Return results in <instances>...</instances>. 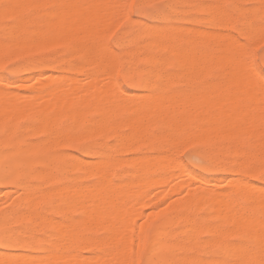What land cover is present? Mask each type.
Segmentation results:
<instances>
[{
  "label": "rangeland",
  "instance_id": "1",
  "mask_svg": "<svg viewBox=\"0 0 264 264\" xmlns=\"http://www.w3.org/2000/svg\"><path fill=\"white\" fill-rule=\"evenodd\" d=\"M1 1H0V5H1L0 8H2V9H0L1 10L0 11V62H1L0 63V81H2V82L4 81L3 82L4 84H5V81L9 82L10 84H11V82L15 81L14 82L15 84H13V85L11 84L12 86L10 85L11 87H9V85L5 87L6 90L8 89V94L11 95L10 97L14 96V97H12V98H15L14 100H16L18 102L23 101V99H25V98H22L24 93L25 94L27 93L28 95L30 94V96L32 98L30 100L31 102H29L30 103L29 107H26V110H24L25 113L22 112V114L23 113L26 114L25 116H24V114L23 115L17 114L16 113L17 110H15L14 108L12 110L11 118L15 115L14 116L15 119H13L14 117L11 119L9 116L11 113V110L8 111L10 113L8 114L9 118L7 119V113H4V112H7L6 111L7 108L5 110H3L5 107L2 108V110H3L2 114L0 112V115H1L0 116V118H1L0 119V139H2V140H0L1 141L0 146L4 145V144L7 145V147H6V145H5V147H2V146L0 147V157H1L0 158V168H1L0 180L3 179L0 182V253H1L2 259H4L3 256L7 257L6 260L4 259L6 262L2 261V262H0V264H22V263L25 264L24 262H21L22 259L24 258V256L28 255V256H33V257H40L43 254H46L47 252H48L47 254L50 253L53 255V253H51L52 252L51 250H53V249L55 250V251L53 250L55 252L54 255H56L57 253H58L57 255H60L58 259H57L58 256L57 257L54 256L53 258L51 257L50 259L42 260L41 262L35 261V262L29 263V264H60V262L63 259L64 260L62 261V264L63 263L64 264H73L72 262L75 261L74 263H76V261H78V259H80V261H81L80 264H82V263L92 264V262H94V264H98V263L104 264V262H105V264H106V262H107V264L108 263H110V264H112V263L113 264H128L130 262L126 261V259L124 257V256H126L124 254L127 251H125L124 254L119 255L116 253V252H118L116 250L117 247L116 248L113 247L112 244L107 245V243L105 242V241H107L108 243L111 242L114 244L112 239L116 240V237L119 236V233L116 234V232H118V229H116V231H115V229H112V228H115V226L114 225H112L114 227L110 226L112 224V221H113L112 218H111V220H112L111 224H109L110 223L109 217H111V216H109L107 218L108 215H110V214L113 215L112 212L116 213V211L114 209L115 207H116V210L119 209V213L117 211V213H116L117 215L112 216L114 218V220L119 219L120 216H121L120 220H122V221H123V219H125L126 221H127V219L129 220L128 223L130 224V226H129L130 228H128V230L126 232H124L125 228H123V226L125 227V225L128 223L124 224L125 222L123 223V222L119 221L121 223H118L119 225H117V228H120V230H122V231L124 230L123 231L124 233H122V231H121V233L124 234L122 237H124L125 240H128V242H131L132 245L134 243V247L132 245H130L132 248H134V249L131 248L133 251L132 255H134V256L129 255L131 253V252L129 253V251H128V253H129L128 255L131 259H129V257L127 255V258L130 261H133L132 262L133 264H154L152 261L154 260V262H155L156 259L151 260V258L149 257L151 255L149 253H150L151 249H154L155 247H156L155 249H157L161 244H164V243H169V244L172 243L171 244L172 246L174 243H176V244H174L175 247L176 246H177V248L182 247L181 251H176L177 249H175L174 253L168 254L166 256V258L168 260L167 264H187L185 257L191 251L193 252L192 256L203 254L202 255L203 258L205 260H207L208 262H211L212 258L215 259L216 257H218L219 251L217 248L213 247L211 249V251L207 254H204L202 251L203 250L202 247L204 245H206V244L210 245L211 244L210 241H208L209 242L208 243L207 240H211L210 238H212V235L211 234L209 235L210 232L208 231V227L210 225L209 224L210 221H209V219H207L208 208H206V207L198 208L197 207L198 209H196L197 205L192 204L191 206H189L190 208L188 207V205H185V201L187 200L188 195L190 193H193V192H200L201 189H204L206 187V184L204 182H199V183H196L195 185L194 184L188 185L187 183L191 179L192 174L200 175V176L205 177L208 180L213 181V180L223 178L226 175H228L229 173H235L236 171H238L240 169V166H241L240 161H242L241 156L239 154L236 155V153H232L231 151H229L228 148H229V145L231 144V142L230 141H223L220 138H218L219 137L218 135H220V132H218L219 130L217 128H214L216 130L215 131L212 130L213 132L210 133V135L211 134L217 135L216 139H210L209 138V140H208L207 138L210 136V135L208 136L209 133L207 135H206V133H204V135L207 136V138L205 137L207 140H205V138L203 137L204 135L202 133L201 134L202 137H200L202 140L200 141L198 139L199 135L197 133L200 134L199 131H201V129H202L201 132H204L207 130V129L205 130V128H200V126L202 127V124H200V126L197 125L199 127L196 126L197 127L196 128L192 123H190V120H189L190 118H188V116H187V119L189 120V122L187 123L188 126L184 125L186 123H183L181 127H179V125H176V120L175 119L172 120L173 117H169L171 112L174 110V108H171L170 107L171 105L169 106L170 103L167 104L166 101L170 102V99H171L172 100L171 103H173V99L175 97H177V95L179 97H180V95L182 97H184L185 95L187 96V94L192 93L193 96H192V94H191V97L188 95V97L192 98V100L189 99L187 101L186 97H184V99L186 100L187 103H189L191 105V113L193 115V113L196 112L194 110L195 108H193L195 105V104L193 105V103H196L195 101H201L200 98L199 99L196 98V100H193V99H195V98H193L194 95L197 97H201L202 99L204 97L207 98V97L211 96L210 98H212V99H209V101L211 100V101L215 102V104H218L217 102L219 101L220 98L224 99V97H221L224 94V92L221 91L220 87H218V86L220 85V83L221 84L222 83L224 84V82L227 83L226 81H228V80L225 81V79H230L229 78L230 76L227 78L228 75L226 74V76H225L226 78H224V80H220L221 77L223 79V74H225V73L221 72L219 69V68H221V66L218 65V63L221 64L220 60H218V59L215 60L218 52L215 53L216 54L215 55L216 57H215L212 55V52H213V51L211 52L212 49L209 48V47H211V45H214L215 43H218V44H216L217 46L219 44H220L219 46H221L219 48V53H220V49L222 48V46L223 47L225 46V48L228 50L229 49L232 50V52L235 51L236 54H237V52L241 53V54L244 53L243 55H245V52H246V51L245 52L243 51L244 49L247 51H248V49H250L249 52L251 54H249V52H247L248 54L245 55L246 57L243 58L241 56V59H243V61H245L244 59H246V61L248 63L247 62H245V63H247V65L249 64V61L250 62L252 61V64H249V66L252 65V67H254V69L251 67V69H253L254 73H255V74L252 73V75H251L252 78L253 77L257 78L259 76V74H260V76L258 77L259 80L261 79L260 78L261 76L264 78V34L261 33V29H263V28L261 26H257V25H260V19L262 20V18H264L261 16L262 15L261 12L264 13V6H263L264 1H262V4L260 6L259 3L261 0H246V1H244V0H217V1L216 0H174V1L173 0H145V1L144 0H136L137 3H140V4L142 3L143 5L145 4L146 12H147L146 15L136 17L135 14L133 12H131V10L126 12L124 8H121V10H120V7L117 8L118 4L116 5V3H117L116 1H114L115 5H112L113 2L111 4L113 6L112 8H114V6H116V8H114V9H116V12H115L111 9V7L109 6L110 4H108L109 1H107V0H106V4H108V5H106V4L101 5L100 4L101 2H104L105 0H102V1L101 0H47L46 2L43 0L44 3L40 2L42 5H40V3L37 2L39 0H36L35 3L31 1L32 2L31 4H28V3L24 4L25 3L24 1L30 2V0H23L22 6L25 7L24 18L29 23H31V24L33 22L34 23H33V25L27 26L23 30H19V31L12 29L13 28L12 25H14V24L16 25V23H17L16 14L11 12V9L13 6L11 4H9L10 3L9 0H8L9 2H6L7 1L6 0L5 1L6 3L5 2L2 3ZM110 1H112V0H110ZM119 2L121 3V4L119 3L120 6H122L124 4H131V0H121ZM50 3H53V5ZM45 4L47 5V7ZM201 4L203 7L205 6L203 9H201L202 8L201 6H200L201 8L199 7V5H201ZM211 4L213 5V7ZM7 5H9L11 9H8L9 7L7 8ZM38 5H40V6H38ZM43 5H45V7ZM210 5H211V8L208 9V7H210ZM217 5L220 8L222 7L221 9L223 10V12L225 11L224 16H223V14H221L222 10H220V9H219L220 12L217 11L218 12L217 14H220L221 17H225L227 14L228 18H230V17L232 18L231 19L232 25L227 30H224L223 28H219L216 23L213 26L214 20L213 21L210 20L211 19L210 16L214 12H216L215 7ZM4 6H5V9H8V11L10 10L9 11V13H11L10 15H8L7 10L5 11V9H3ZM169 9H171V10H169ZM204 9H207V11ZM211 9L213 10L212 14L210 13ZM262 9H263V11H262ZM118 10H120V11L118 12ZM209 10H210V12H209ZM239 10H241V11H239ZM257 10L260 12L258 13ZM4 11H5V14H2V13H4ZM42 12L43 13L46 12V13H44L45 15H43V14L40 15V13H42ZM207 12H208V14L210 13V15H208ZM238 13H240V14L238 15ZM100 15H102L103 17L105 16L106 21L104 20L105 21L104 28H107V31L109 30L110 32H107L108 33L107 34L105 32L106 30L103 29V27L100 28V29H103V31L105 30L104 31L105 34H103L102 31H100V32L103 35L107 34L108 38L106 36H103V35L98 33V35L100 36V37L98 36V38H101V41L99 39H98L99 41H97L98 46H99L98 52H100V54H102V53L106 54L109 51L113 50L114 54L116 56H118V58H119L118 60H116L114 62L116 65L113 64V66H112L113 68L109 67L111 69V71L108 70V72H107V68L105 70L99 69V71H98L100 73L106 71L107 74L109 73L108 75H110L111 74L110 72H112V74L110 75L111 77H109V78L111 79L110 82L111 81H112V83L114 82L113 83L114 85L111 84L110 86H108V85L106 86V84L110 83V82L106 81L108 78V77H105V75H107V74H105L106 72L103 73L102 76H101V74H102L101 73L100 77H97L96 74L99 76V73L96 71L97 69H95V68L93 69L94 66H92L90 63H88L89 65L87 63H86L87 65L84 63H81L82 53L79 52L80 50H77L78 48L76 49L75 41L70 40L72 35H74L73 33L75 32V31L73 32L72 29H77V31L79 30L81 32H84V31L88 30V28L91 27L92 23L94 22V25L96 23L95 26L99 30V28H98L99 26H97L98 22H95V21H96V19L98 21H101V22L103 21V19H102L103 17L99 18ZM8 16H10V17H8ZM203 16L205 18H203ZM212 16H215V13ZM263 16H264V14H263ZM206 17H209L210 19L208 18V20H206L207 19ZM227 17H225V18H227ZM245 17H246V19H245ZM163 18L169 19V23L165 24L164 22H162ZM199 18H200V20H199ZM171 19H172V21H171ZM232 20H234V21H232ZM245 20L248 22L247 24H246V22L244 23ZM44 21L47 24H45ZM238 22H240V23H238ZM131 23H132V25H131ZM100 24H98V25H100ZM15 25H14V28H15ZM41 25H43V26H41ZM60 26L61 27L66 26V27L63 29V27L60 28ZM67 26H68V28H67ZM181 26H183L182 27L183 29L185 28L184 29L185 31L183 29H181ZM243 26L244 27L246 26V28L244 29ZM249 26H251V28ZM252 27H259L260 32L258 31L257 28H256L257 30L255 28H253L254 30H252ZM173 28L179 29V30L178 29L175 30L176 34L173 32V30H174ZM186 28H187V31H186ZM195 28H198V29H195ZM65 29H66V32H67V30H70L71 32H73L71 34H69L70 32H68V35H70V38L67 36V34H64V37L67 36L70 42L69 41H62L64 39L63 37H62L63 39L61 38L62 40L60 41V37L65 32ZM191 29L196 31L195 34H197V32H199L197 35L194 36V38H195L194 41L196 43V44L194 43V49L193 50L196 49V51H194V52L200 54L198 51H201V54H202V52L204 50L207 51L209 49L207 52H209V53L211 52V55L213 56V59H212V57H209L210 54L208 53V56L203 57L204 56V53H203V55H201V58H199V60L197 59L198 61L196 60L197 62L194 60L195 64L193 65V68L198 67V69H200L201 67H199L197 65L198 64L200 66L204 65V67L201 69V71H202V72H200L201 74H199V71H197V72L195 71L196 72L195 73L194 72L195 68L193 69L190 67V65L193 63V60H190L191 62L188 61L189 63L185 64V65L189 66L191 69H193L192 70L194 72L193 74H191L192 73L191 70H189L190 72H185L186 70L188 71V69L185 70V68L187 66H184V63H185L184 61L186 59H184V61H183V59L180 61V62H182V61L184 62V63L182 62L181 64H183L182 66L185 68H180V70H179L178 66H180L181 64L179 63L180 65H178V63L176 62L173 65V62L175 60L173 61L174 58L172 57V54L169 53L171 51V49L174 48V46L171 44H174V45L177 44L175 47H177L178 44H180L181 47L185 46V41L188 37L187 32H188V30H191ZM246 29H248V30L246 31ZM98 30H96V33ZM146 30L147 31L149 30V31L146 32ZM154 30L159 31V34L161 33L159 36H160V41L162 43H169V42L170 43L166 47L167 48L166 52L164 51L162 53L164 55V57L162 56L163 57L162 63H164L166 65V67L164 64H162L163 66H161V67L163 69L160 68L158 70H155L153 73L155 75L152 74L153 76L151 75L149 77L148 75L146 76V73L148 71V64L146 65L147 62L144 59V56H146L147 54H157L159 52V51H157L158 47L154 48L152 45L150 47L148 46L149 44H151V37H149V33L153 32ZM200 31L202 34L200 33ZM251 31H253V32L251 33ZM255 31L256 32L258 31L257 36H256V34L254 35ZM182 32H183V34H182ZM262 32H263V30H262ZM203 33H204V36H203ZM212 33H214L215 35H212V36L209 35ZM244 33L246 36L244 35ZM258 33H260L261 35H259ZM9 34L11 35L10 37H8ZM144 34H146V36H144ZM177 34H179L178 37H177ZM199 34H200V37H198ZM206 34L208 36H211L210 38H212L213 36L214 37L217 36V34L221 35V36H224V35L229 36L231 39L229 47L227 46L229 42L227 41L226 37L220 38V39H218V42H216L215 41L216 37L214 39L212 38L214 41H212L211 39H205V37H208V36H206ZM142 35L144 37H142ZM168 35H170V36H168ZM181 35H182V37H181ZM201 35L203 37H201ZM172 36L174 37L173 38L174 41L172 40ZM170 37H171V40L169 39ZM183 37L185 40H181V39H183ZM176 38H178V40L180 38V41H178ZM65 39H66V37H65ZM71 39H73V37ZM127 40L129 42H127ZM216 40H217V38H216ZM148 42H149V44L147 45ZM175 42H176V44H175ZM124 43H126V44H124ZM138 43H140L142 45V47ZM240 43H242L245 47V48L241 47V48H243L241 52H240V50H241L240 46L242 44L240 45ZM216 45H214V46L217 47ZM238 45H240L239 48H238ZM214 46L212 48H214L213 50L216 51ZM73 47H75V49ZM99 48L101 49L100 51H99ZM107 48H108V50H107ZM109 48H110V50H109ZM151 48H153V49H151ZM216 49L218 50V47ZM226 49H225V51H226ZM236 49L239 51H237ZM173 50H172V52H173ZM127 52L130 54H128ZM144 52H145V54H144ZM221 53H224V51H222ZM141 55L142 56L144 55V56L142 57ZM129 56H134V58L133 59L129 58ZM219 56H221V55H219ZM247 57L250 59H248ZM164 59L166 60V62ZM170 59H172V60H170ZM243 61H241V62L243 63ZM49 62H50V64H49ZM43 63H44V65H43ZM79 63L83 64V67H82L83 69L80 72L76 73L77 72V70H76L77 64L79 65ZM209 63H210V66L207 65V67L209 69L208 68L205 69L206 64H209ZM41 65L45 66L47 68L43 73H41V74L30 73L28 76L29 78H27L28 79L27 81L22 80L21 73L29 72L32 69H34L35 67H42ZM114 66H115V68H114ZM127 66H129V67H127ZM182 66H180V67H182ZM245 66H246V64H245ZM217 67H219V68H217ZM54 69H56V70H54ZM251 69L249 68V70H251ZM75 70H76V72H75ZM181 70L182 71L185 70V71L182 72ZM224 70L229 71V69H226V68H224ZM128 71H129V73H128ZM134 71H135V73H134ZM203 71H205V72H203ZM206 71L207 72L209 71V72L206 73ZM173 72L175 74L176 73L177 74L182 73L183 75L178 74V75H176L178 77H176L172 74ZM203 73H206L205 77H202ZM168 74H171V76ZM187 75H189V76H187ZM193 75L194 76L197 75V76L192 77ZM200 75L202 77L201 79L198 78V77H200ZM181 76L184 77V79ZM75 77L79 78L80 83L74 87V94H70V95L65 96V94L63 95L61 93L55 92V88L57 86V83L60 82L59 81L60 79H62V80L64 79L63 81L65 83H67L68 86H70L71 81ZM186 77H188V78L191 77V78L188 80V78H186ZM19 78H21L20 79L21 82L19 81ZM162 78H163V80H162ZM132 79H134V80H132ZM164 79H165V81H164ZM179 79H181V80L179 81ZM160 80H161L162 85H163L160 88L161 92H159L160 91L159 88L158 89L148 88L149 90H146L147 88L145 89V83L146 82L153 81V82H156L157 84L160 85V83H159ZM204 80H206L205 81L206 86L202 87ZM210 80H212L215 83L216 82L219 83L218 81H220V83L219 84L216 83V85H215V83H212V81H210ZM256 80H258V79H256ZM115 81H116V84H115ZM121 81L123 83H119ZM177 81H179V82H177ZM208 81L211 82V84H214L219 89L216 91L215 90L216 87L213 88L212 86H210L211 84H209ZM43 82L48 83V85H50L49 91L47 92V94L40 87V84ZM164 82H165V84H164ZM207 82H208V85H207ZM103 84L106 86V87L104 86L106 89L102 88ZM142 84H144V85H142ZM193 84H195V85H193ZM259 84L261 86H263V88H264V79L260 80ZM222 85H221V89L226 87L225 84L223 85L224 87ZM165 86L167 88H165ZM184 86H186V87H184ZM0 87H4V86L1 85ZM32 87H35V88H33L32 91H31V89L28 90V88H32ZM110 87L111 88L115 87L116 90L120 89L119 91H114V92L112 89H110V90H112V92L115 96H117L116 94L120 95V96H118V99H119V97L123 99L125 96H126V99L129 97V99L132 101H133V99H136V100L138 99L137 101H139V102L136 101L135 103H139V104L143 105L142 106L143 108L139 104L138 105L136 104V107H135L134 102H133L134 104L132 103L133 105H131V107H132V109L135 107L137 111H139V109H140V108L139 109H137V108L141 107V109H143L141 111L145 112V113H143V115L145 114L144 115L145 117H143V115L142 116L139 115L140 113L142 114L141 111H140V113H137L138 115L136 114V116H137L136 117L135 112H133L135 110V108L133 109V111H130V106H129L130 104L127 105V103H126L129 99H127V101L124 100L126 103L125 105L124 104L121 105L123 100H122V102H120L116 97H114L115 100L120 102V105L123 108L125 106V109H122L121 106L119 107V105H118L119 102L116 104L115 100L109 101V103L111 104V102H114L116 105H118V107H116L115 104L113 103L114 105L113 104L110 105V108L108 107L109 106V104H107L108 102L105 103L103 101V99H102V101L98 100L99 102L98 101L97 102H98V104L100 103L99 106L101 109H102L103 105L106 104L103 107L104 109H102L103 117L105 116L104 117L105 119L103 117H101V118H102V120L104 119V120L108 121V122H106L103 120L104 122L107 123L109 128H107L108 126H106V125L103 127V124H106V123H103V121H102L103 124L102 125L100 124L101 125L100 128L102 130H96L94 128L95 127L94 123L97 121L96 120L97 117L93 115L94 114L93 112L91 113V111H93L91 109H94V107H95L94 102L97 99L101 100V97L103 98L102 95L106 94V96H104V100H106L105 97L109 96V94L107 93L108 92L107 89ZM163 87H164V89H163ZM193 87H195L196 89ZM207 87H208V89L210 87H212V89L208 90ZM174 88L178 92H180V91L181 92L177 93L176 90L174 91ZM177 88L180 90H178ZM87 89H93L92 90L93 92L91 93L92 94L91 96H93V97L89 98V100H91L90 103L91 104L93 103L92 104L93 107L91 106V108H89V111L91 110L90 113L87 110L86 114L91 117V119L89 121L90 123L92 121H95L94 123L93 122L91 123V124H94L93 128L95 129V131L92 129V127L87 126V124L89 125L90 123H87V124L85 123V125L83 124L81 126L78 135L73 134L74 137L72 136V138H71L72 141L70 139L69 140L65 139L64 137H59L60 139L58 138L57 143L51 149H49V147L46 146L47 145L46 143H45V145H42L41 143L44 142L47 138V135L49 133L48 130L49 131L52 130L53 127L56 128L58 126L57 132H59L61 134L70 133L72 130V128H71L72 120L69 118H66L67 115L64 116L65 113H63V110L62 111L59 110L60 109L59 108V109H56L57 112L60 111L59 112L60 114L59 113L56 114V116H58V118H56L57 120H55L56 126L55 125L52 127L48 126V125H45L46 127H44V125L39 126L43 122L42 118L44 117L43 116L44 114L38 113L39 110L37 108H39V109L43 108L46 105V102L50 98V96L54 97L56 99H59L61 101L63 100V101L68 102V103H75V102L80 101V100L85 98V96H86L85 91ZM165 89H166V91H164ZM181 89L183 90V92ZM186 89H188L190 93L187 92L188 90L186 91ZM203 89H205V90H203ZM226 89H228V88H226ZM226 89H225V94H226V91L229 90V89L228 90H226ZM99 90H101L103 92H104V90L105 91L107 90V92H105V93L102 92V95H100L101 91H99ZM155 91L158 92V93H156L158 95L160 93L162 95V97L164 95L166 96L167 93L168 94L170 93L171 95L174 93H177V94H175L176 96L173 95L174 96L173 99H172V97H170L171 95L169 94L170 99H168V100H166L167 98L164 96L166 101L161 102L160 100L162 98L160 96H159L160 97L159 99H155L156 96L158 97V95L153 94V93H155ZM170 91H172V92H170ZM165 92H167V93H165ZM186 92H187V94H185ZM218 92H221V93H218ZM222 92H223V94H222ZM228 92H231V91L229 90ZM237 92H233L234 93L233 98L236 96ZM125 93H126V95H125ZM139 93H140V96H142V97H139ZM148 93L149 94L151 93V95H147ZM135 94H137V95H135ZM238 94H239L238 96H240L239 92H238ZM227 95L228 94H226V96ZM256 95L258 96V98L264 99V93L263 92H258ZM131 96H132V99H131ZM144 96H147V97L151 96L152 97L151 99L155 100V101L152 100L155 103V104L154 103H152V104H154L155 106L157 105L156 107L160 108V109L155 108L154 105H153L154 108L151 105H148V107L145 108L147 105L146 102L149 103L151 101V99L146 98ZM153 96H155V97H153ZM238 96H236V97H238ZM138 97L142 98V99H139ZM182 97H180V98H182ZM239 98L235 99V102L233 101V104L241 105L239 103V101H240ZM28 99H30V98H27V100ZM109 99H111V98H109ZM146 99H148V101H146ZM149 99H150V101H149ZM157 100L160 101L159 104H158ZM162 100H164V99H162ZM182 100H183V98H182ZM203 100H202V102H203ZM205 100H208V99H205ZM224 100H226V99H224ZM16 101H15V103H17V105L20 104ZM220 101H221V99H220ZM97 102H95V103H97ZM151 102L149 104H151ZM164 102H165V105H164ZM222 102H224V101H222ZM231 102H232V100H231ZM236 102H238V103H236ZM129 103H131V101ZM162 103H163V105H162ZM201 103L198 102L197 106ZM206 103H208V102H206ZM203 104H201V105H203V107L199 106V108H197V110L201 109L204 111L203 108H204V106L206 107L207 104L205 105V102H203ZM0 105H1L0 106V109H1L2 104H0ZM126 105L129 107H126ZM158 105H159V107H158ZM253 105H256V104L255 103L252 104V108H250L252 110H253ZM238 106H235V107H238ZM113 107H114V109H113ZM256 107H258V106H256ZM118 108H119V110H118ZM120 108L123 110V112L120 111ZM127 108H129V109H127ZM152 108H153V111L155 110L156 112H157V110L160 111L162 108H163L162 109L163 113H164V110L167 111L168 112L167 116H166L167 121L162 123L161 121L166 120L165 118L163 119V117H161L164 115H162V114L159 116L157 115V113L160 114V112L162 110L160 112H157V113L155 111L150 112L149 109L152 110ZM29 109H32V110H29ZM107 109L110 111H108ZM254 109L257 110L258 108H255V106H254ZM14 110H15V112H14ZM34 110L37 112H35ZM104 110L107 111V112H105L106 114L104 113ZM182 110H180L181 113L183 112ZM192 110H194V112H192ZM111 111L112 112L115 111V113L120 111V112H122V114L117 115V113H116V117H114L115 115L113 116ZM124 111H125V113H124ZM126 111H127V113H126ZM200 111H197V112L199 113ZM253 111H255V110H253ZM108 112H110V113H108ZM148 112H150V114L154 113L152 115V117H149L150 114ZM18 113H21V112H18ZM62 113L64 114L63 116H62ZM173 113L179 114L175 110ZM198 113H197V115H199V114L200 115L198 117H194L195 119L196 118L199 119L202 114L204 115L203 112L199 113V114ZM109 114L111 115L110 116L111 120L109 117H106V116H109ZM4 115H6V117H2ZM16 115H18L17 116L18 119H17ZM59 115L62 116V117L60 116L62 119H59ZM154 115L156 118L154 117ZM176 115L174 118H176ZM19 116H21V118H19ZM129 116L132 119L136 117L135 121L132 119L128 120ZM171 116H172V114H171ZM194 116H196V115H194ZM125 117H126V119H125ZM191 117L193 119V116H191ZM2 118H4V119H2ZM65 118L67 119V121ZM140 118H142V119H140ZM157 118H160L161 121H159ZM114 119L116 122L114 121ZM155 119H156V121H155ZM126 120H128V122L132 121L133 124L132 123L128 124V122ZM149 120H152V123ZM170 120L173 121L175 123V125L173 124V122H170ZM64 121H66V122H64ZM199 121H200V119H199ZM201 121L199 123H202ZM112 122H113V125H111ZM149 122L151 123L150 126H149ZM117 124H119V126ZM131 124L134 126L135 129L137 128L136 131H133V132H135V135L141 134V136L143 135V138L145 137V139H143L142 137H139L140 136L139 135V136H135V138L136 137L142 138L141 141L144 140L143 141L144 143H141V141L138 142L137 139H139V138L135 139V138L131 137V136H134L133 132H131V131L135 130V129H131L133 127ZM145 124H146L147 128H145L143 131L142 129H140V127L142 126V128H144ZM160 124H162V125H160ZM196 124H198V123L196 122L195 125ZM110 125L113 126L114 128H112ZM139 125H140V127H139ZM116 126H118V129ZM192 126L195 127V130H193ZM214 126L220 127L219 124H216ZM36 128H37V130H36ZM85 129H86V131H84ZM103 129H106L107 131L106 130L104 131ZM138 129L140 132L138 131ZM28 130H29V132H28ZM35 131H37V132H35ZM96 131H98V132H97V134L94 135L93 132L96 133ZM148 132H149V134H148ZM84 133H86L87 136L81 137V135H83ZM143 133L144 134L146 133V134L144 135ZM196 134L198 137L196 136ZM75 135H77L78 137H81V139L78 137L75 138L76 137ZM194 136H195V138H193ZM212 137H215V136H212ZM19 139H21V140H19ZM9 141L16 143L19 150L22 149V151H23V149H27L26 150L27 153L25 152V150H24L25 153L21 152V150H20L19 151L20 154H18L19 152L16 154L15 157L17 159V164L13 169H8V167L6 168L7 164L10 161L9 157H11V152H12V150L10 149V146L8 145ZM255 142L256 141H254L253 139H249V138H247V136L244 135V137L242 136V138L239 140V142H237V145L238 146L240 145L239 148L241 147L240 149L242 151H244V150L248 151L249 153H251V155L253 157L255 156L254 158H257V157L260 158L261 155H259L258 152L256 150H254V148H253L254 146H258V143L256 142L257 143L256 144ZM22 143H24V144H22ZM61 143H63V145H61ZM138 143L141 145H139ZM190 143H191V145H190ZM249 143L251 145H249ZM252 143H253V145H252ZM34 145L38 147L37 152H35L36 150L34 151V149H33ZM137 145H138V147H136ZM140 146H141V148H140ZM216 146H218V147L216 148ZM251 146H252V148H251ZM26 147H28L29 149ZM41 147H42V149H41ZM88 148L95 149L96 151L99 152V155L92 156V157L85 156L83 151L85 149H88ZM181 149H183V150H181ZM49 150H52V152L55 155L66 156L67 161L62 163V164L58 163L57 161H54L53 165H51L49 170L45 171V170H42L40 165H38L36 163V160L38 158H41V159H44L46 161H49V159H48ZM8 151H9V153H7ZM212 151H213V153H211ZM100 152H101V155H100ZM227 152H229V153L231 152L230 153L231 155ZM21 153H23L24 155H22ZM176 153H177V155H176ZM1 154H3V157ZM196 154H198V155H196ZM219 154H221V155H219ZM209 155H212V156L214 155L215 157H218V158L220 157L221 161L224 162V164H225V166L223 167L222 170H221V168H219L217 171H215L214 174H210L209 171L204 169L203 166H205L207 163L205 158ZM73 157L74 158L77 157L78 159H82L83 161L85 160L87 162L90 161V163L88 162V164H90V165H92L94 163L97 164L100 162V160H101V162H104V161L108 162L106 160H110V164L112 166L109 165L108 164L109 162H108L107 163L108 164L107 165L108 166L107 171L109 172V176H110L109 178L113 184L112 190L116 192L115 196L116 195L118 196V194H117L118 192L120 193V195L118 197L122 198V196H123V199H124V197L128 196V199H125V200L120 199V201L116 200L117 202L115 201L116 203L114 202V205L112 203L111 208L109 209V213H107V216L101 215V214L98 215L97 218H98V220H100L99 222H101V220L105 217H106V219H108V221H106V219H105L106 226H105V223H102V222H104V220H102V222H101L104 226V229H101L102 228L101 223H99L101 225V228H97L98 226L100 227V225H98V222H96V220H95L96 219L95 217L97 215H94V216L92 215L93 217L92 216L90 217L91 219L93 218L92 220L90 218H88L89 222H91V221L93 222V223L91 222L89 224L92 225L96 222V224L93 225L94 227L92 226V228L90 227L91 225H88V222H85V223L81 222V221H86V220H82V219H84V218L87 219L84 215L85 213L88 214L90 211H95V209H96L95 205H92L88 201L87 202L85 201L82 203L78 202L79 205L76 202H74V203L72 202L73 205H71V203H70L71 200L68 197V195H71L70 190L68 192L70 194H68L66 197H65L66 193L64 195V193H62L63 191H61L63 189V186L65 189L66 187L69 188L70 185L74 186V184H81V185L83 184L82 186H84V187H88L90 185L89 187H91L96 183L97 176L101 175V173L98 170H95V171L92 170L93 172L92 171H91V173L87 172L84 175V173L77 168L72 169L73 167L72 168L70 166L66 167L65 163H67L70 159L72 161V159H74ZM167 157L168 158L170 157L169 162L171 160H173L172 158H174L175 160L178 158L176 160L177 162L176 161L173 162L174 160L171 161V162H173V164L170 162L172 164V166H175L176 164L181 162L182 166L187 167L190 170V174H188L186 176H179V177L174 175V177H173V175L171 173H169V174H171L170 175L171 177L163 178L162 183L160 185H157L154 187L151 186V177H152L151 174L161 171L162 166L164 168L167 167L166 166L167 161H165L166 165L163 163L164 160L167 159ZM113 158H115V159H113ZM6 159L8 160L7 161L8 163L6 162ZM111 159H113V160H111ZM202 159H204V160H202ZM111 161L113 163H115V165H113L111 163ZM227 161H228V163H227ZM2 162H4V163H2ZM18 162L19 163L22 162V163L18 164ZM169 162H167V163H169ZM256 162H257V164H256ZM24 163L25 164L27 163V164L25 166L21 167L20 165H22ZM258 163L260 164L259 159L258 160L255 159L253 162V165H255V164L259 165ZM181 164H179V165H181ZM134 165L135 166L137 165V166L134 167ZM2 166H4V167H2ZM172 166H170V167L172 168ZM110 167H112V168H110ZM133 167H134V169L132 170ZM5 169L6 170L8 169V171L6 172ZM39 169L42 171H39ZM110 169H111V171H109ZM219 170H221V171H219ZM11 171H13V173H11ZM15 171H16V173H15ZM38 171L40 173L43 172V174H41L42 177L37 176V175H39V174H37ZM131 171H133V172H131ZM10 173L12 174V176H9V178L7 179V177H8L7 174H10ZM49 173H51V175ZM22 175H24L26 177H24ZM82 175L84 177H82ZM142 175H145L146 177L144 179H142ZM35 176H37V178ZM48 176L49 177L52 176V178H53V179L51 178L52 181L50 180V178L47 179ZM2 177H5V178H2ZM54 177H55V180H54ZM43 178H45V179H43ZM46 180H49V181L46 182ZM125 180H126V182H125ZM41 181H43V182H41ZM120 182H121V184H120ZM122 183H124V184L127 183V184L122 185ZM21 185H22V187H21ZM119 185H120V187H119ZM236 185H240L243 188L245 187V188H247V191H249L250 186H260V187L264 188V180L260 179V177L255 175V174H248V175L245 174L240 179L238 177H234L233 180L227 184H219L218 187L214 188V191H216L219 194L228 193L231 190V188H233ZM116 186H118L119 189H117ZM57 187L58 188L60 187L61 189L60 188L58 189ZM49 190H50V192H53V193H55V192L60 193L61 192L60 193L61 196H58L57 194L53 195V193L51 195V193L48 192ZM22 192L24 193V195ZM32 193H34V194H32ZM45 193H47V195L50 193V196L46 197ZM128 193L130 196H132V199H129L131 197L129 195H126ZM130 193H133V194L131 195ZM28 194L31 196L34 195L35 197L33 196L32 197L33 199H32L31 196H29ZM35 194L38 197H40V195H41V197L44 198V201H43V198H41V197L38 198V197H36ZM62 194H63L64 198H62L63 197ZM56 195L58 198L56 197ZM133 195H135V197H137V196L140 197L141 202L138 203L137 200H135V198L133 197ZM51 196H54L53 197L54 199ZM28 197H29V199L27 202L25 200ZM23 198L24 199L26 198V199L23 200ZM36 198H38V199H36ZM61 198L64 200H62ZM65 198H66V200H65ZM156 198L158 200L155 201ZM57 199H59V200L61 199V200L59 201ZM68 199L70 201H68ZM30 201L33 204H31ZM48 201H49V203H48ZM61 201H62V203H64V201H66L67 204L69 203L70 205L68 204L69 205L68 206L67 204L66 205L64 204L66 207L64 205L62 206L61 205L62 203L60 204ZM154 201H155V203H153ZM119 202H120V204H119ZM165 202H167V203H165ZM27 203L28 204L30 203V204L28 205ZM32 205L34 208L32 207ZM52 206H54V207H52ZM67 206L73 207L74 211H72L73 210L72 208H68ZM81 207H82V211L80 210ZM178 207H180L181 209ZM185 207H188L189 209L186 208V210H185ZM55 208H56L57 212L56 211L54 212ZM205 208H206V210H205ZM195 209H196V212H194ZM84 210H86L85 213H83ZM1 211H2V214H1ZM6 215H8V216H6ZM28 215H30V216H28ZM118 215H120V216L118 218H116ZM171 215L172 216L174 215V216L172 217ZM9 216H12L13 218L9 217ZM33 216L35 217L36 221L34 219L31 220L33 218ZM38 216H40V218H38ZM42 216L43 217L46 216L47 218L46 217L45 218L48 219L47 221L54 219L55 223L50 221V223L48 224V225H50V224L54 223L53 226L52 225L46 226L44 224H42V226H41L42 222L43 223L46 222V220H44V218H42ZM100 216H101V218H100ZM7 217H9V218H7ZM18 217H20V218H18ZM25 217H26V219L24 220L23 218H25ZM29 217L31 218L30 222H29ZM87 217H89V215ZM122 217H123V219H122ZM179 217H180V219H179ZM204 217H206V218L204 219ZM49 218H50V220H49ZM185 218H186V220L189 221V222L187 221L189 223V225L186 222ZM17 220H19V221L17 222ZM94 220H95V222H94ZM62 221L65 224H63ZM79 221H80V224L83 223L84 225H87V227H84L85 229L83 228V230L80 227L81 228L80 229L79 228V225H80ZM31 222H32V224H31ZM115 222L116 221H113V224ZM198 222H201V223H199V225H200V227H198L199 229L196 226L198 224ZM36 223L40 226H38ZM116 223H115V225H116ZM55 224H56V226L54 227ZM57 224H58V226H57ZM77 224H79V225L76 226ZM63 225L65 226L64 230H66V231L63 230ZM84 225H82V226H84ZM203 225H205V226L208 225V227L206 228L207 231H206V229H205V231L202 229ZM66 226H68V227H66ZM73 226L74 227L76 226V227L74 229L70 230L71 227L73 228ZM88 226L90 227V229H88ZM95 226H96L97 230H95L96 229ZM30 227H31V229H30ZM52 227L56 228V230L59 228V232L55 231L54 228L52 229ZM188 227H190L191 230L196 228L194 230L195 231L197 230V232L193 233L192 231H194V230L189 231ZM93 228H95V229H93ZM109 229H110V231L113 230V232L112 231L110 232ZM141 229H143V230H141ZM60 230H61V232H66L70 235H73V237H75V235L78 233L77 230L81 231V235L79 232V234L76 236V238L78 237V239L73 238L74 241H72V242L69 241L71 243V245L74 244V247L72 246L73 249L75 248V245L77 247V244L80 243V245H78L80 247H77V248H79L78 250H77V248L72 250L71 245H69L70 243L66 242L65 238H62L60 234L57 237L58 239L55 238V236L58 235L57 232L60 233ZM68 230H69V232H67ZM74 230L76 231V233ZM91 230H93V231H91ZM15 231H16V233H14ZM29 231H31V232H29ZM97 231H99V232L97 233ZM180 231H181V234H180ZM199 231L201 232L200 234H199ZM189 232H190V234H189ZM207 232H208V234H206ZM52 233H53V235H52ZM107 233H108V235H106ZM54 234H55V236H54ZM84 234H86V236ZM113 234H115L114 235L115 237L111 239ZM110 235H111V237H108ZM53 236H54V239H56V241L53 240V238H52ZM97 236H98V238H97ZM125 236H127V237H125ZM60 237L63 239V241H61L62 239ZM94 237H95V240L98 241V244L94 240ZM107 237L109 239H111V241H108L109 239ZM139 237H141L140 238L141 240L139 239ZM192 237H193V239H191ZM106 238L108 240H105ZM201 239H203L204 241H202ZM16 240H17V242H16ZM52 240L54 241L53 244H52ZM57 240L62 242L61 245H59V241H57ZM64 240L66 243H69L68 245L71 247L70 249H69V247L64 249V247L68 246V245L67 246L64 245V243H65ZM200 240L202 241V243ZM232 240L235 242L238 241V239L236 237H233ZM93 241L96 243L93 244L94 243ZM2 242L5 245L4 247H1ZM75 242H76V244H75ZM116 242H117V240H116ZM153 242H155V243H153ZM24 243H26V244H24ZM81 243H83V244H81ZM19 244H21V248H20ZM158 244H160V245H158ZM200 244H201V246H200ZM62 245H63V247H62ZM83 245H84V247L82 248ZM52 246H53V248H52ZM102 246L107 247V249L106 248L105 249L108 251H105L103 249L104 247L102 248V251H101V249H99V248H101ZM108 246H111L113 249L111 247L108 248ZM61 247L64 249V251ZM57 248H59L61 251H59V249L56 250ZM114 248L116 251V252L115 251L114 252L116 253V256L117 255L118 256H117V259L116 260L114 259V261H111L112 262L111 263L110 260H112L113 255L115 254V253L112 254V252H113L112 250H114ZM31 249H34V250H31ZM35 249H37V250H35ZM66 249H68V250H66ZM110 249H112L111 253L109 252ZM44 250H46V251H44ZM49 250H50V252H49ZM66 251L69 252V254ZM70 251H74V252L70 253ZM214 251L217 253V256L214 255V254H216ZM3 254H5V255H3ZM78 255H79V257H78ZM77 257H78V259H77ZM101 257H103V258L105 257V259H102L104 261L103 263H102ZM183 257H184V259H183ZM133 258H134V260H132ZM149 259H150V261H149ZM183 260H185L186 263H183ZM115 261H116V263H114ZM78 263H79V261H78ZM78 263H76V264H78ZM155 264H157V262ZM189 264H192V263H189Z\"/></svg>",
  "mask_w": 264,
  "mask_h": 264
},
{
  "label": "bare ground",
  "instance_id": "2",
  "mask_svg": "<svg viewBox=\"0 0 264 264\" xmlns=\"http://www.w3.org/2000/svg\"><path fill=\"white\" fill-rule=\"evenodd\" d=\"M1 1V0H0ZM6 0H2L1 2L2 3H4ZM10 1V3L9 4H11L13 7H12V9L10 8V6L9 5H7V8L8 9H11V12L12 13H14V14H16V16H17V23H16V25H15V28H14V25H12L13 26V30H23L25 27H27V26H31V25H33V23L31 24V23H29L25 18H24V13H25V7L24 6H22L23 5V3H22V1L23 0H9ZM8 0L6 1V2H9ZM36 2V0H30V2L29 1H24L25 3L24 4H31L32 2ZM45 2L47 1V0H44ZM102 1V0H101ZM107 1H109V3L108 4H110L109 6L111 7V9L113 10V11H115L116 12V9H114V8H116V6H114V8H112L113 6L112 5H115L114 4V1H116L117 3H116V5H117V8L118 7H120V10H121V8H123L122 6H120L119 5V1H121V0H112V1H110V0H107ZM145 1V0H144ZM174 1V0H173ZM217 1V0H216ZM215 1V2H216ZM244 1H246V0H244ZM262 1H264V0H261L260 1V3H259V5L261 6V4H262ZM5 2V3H6ZM37 2H43V0L41 1V0H39V1H37ZM105 2V3H104ZM104 2H101L100 4L102 5H105L106 4V0L104 1ZM111 2V3H110ZM112 2H113V4H112ZM221 2V1H220ZM40 3V5H42ZM44 3V2H43ZM48 3V2H47ZM217 3V2H216ZM240 3V2H239ZM8 4V3H7ZM49 4V3H48ZM50 4H52L53 5V3H50ZM99 4V5H100ZM108 4H106V5H108ZM112 4V5H111ZM121 4V3H120ZM142 4V3H141ZM175 4V3H174ZM181 4V3H180ZM215 4V3H214ZM263 4H264V2H263ZM40 5H38V6H40ZM46 5V4H45ZM45 5H43L44 7H45ZM51 5V6H52ZM145 5V4H144ZM212 5V4H211ZM211 5H210V7H208V9H210L211 8ZM258 5V4H257ZM1 6V5H0ZM202 8H201V7ZM209 6V5H208ZM215 6V5H214ZM223 6V5H222ZM259 6V7H260ZM264 6V5H263ZM43 7V8H44ZM46 7H47V5H46ZM199 7L201 8V9H203L204 7L202 6V4L201 5H199ZM212 7H213V5H212ZM258 7V8H259ZM41 8V7H40ZM171 8V7H170ZM207 8V7H206ZM216 8V12H214L215 13V16H212L214 13L212 12L213 10L211 9V12H210V10H209V12L212 14L211 16H210V18L209 17H206L207 19L206 20H208V18L210 19V20H214V24H213V26L215 25V23L217 24V26L219 27V28H223L224 30H227L228 28H230L231 27V25H232V22H231V17L230 18H228L227 17V14H226V16L225 17H227V18H225V17H221V15L220 14H217L218 12L217 11H219V9L220 10H222L220 7H218V5L215 7ZM214 8V9H215ZM248 8V7H247ZM0 9H2V8H0ZM3 9H5V6H4V8ZM8 9H5V11L7 10V12H8V15H10L11 13H9V11H8ZM120 10H118V12L120 11ZM169 10H171V9H169ZM204 10H206L207 11V9H204ZM203 10V11H204ZM242 10V9H241ZM241 10H239V11H241ZM1 11V10H0ZM5 11H4V13H2V14H5ZM177 11V10H176ZM215 11V10H214ZM258 11V10H257ZM262 11H263V9H262ZM3 12V11H2ZM47 12V11H46ZM46 12H44V13H46ZM170 12V11H169ZM205 12V11H204ZM220 12V11H219ZM225 12V11H224ZM224 12H223V10H222V12H221V14H223V16H224ZM243 12V11H242ZM241 12V13H242ZM260 11H258V13H259ZM43 12L42 13H40V15H45ZM123 13V12H122ZM162 13V12H161ZM174 13V12H173ZM206 13V12H205ZM210 13L208 14V12H207V14L208 15H210ZM228 13V12H227ZM262 13V17H264L263 16V12H261ZM119 14V13H118ZM126 14V13H125ZM240 13H238V15H239ZM206 15V14H205ZM229 15V14H228ZM259 15V14H258ZM257 15V16H258ZM125 16V15H124ZM180 16V15H179ZM230 16V15H229ZM8 17H10V16H8ZM12 17V16H11ZM44 17V16H43ZM100 17H103L102 15H100L99 16V18ZM161 17V16H160ZM167 17V16H166ZM259 17V16H258ZM261 17V18H262ZM42 18V17H41ZM123 18V17H122ZM154 18V17H153ZM170 18V17H169ZM178 18V17H177ZM203 18H205L204 16H203ZM234 18V17H233ZM47 19V18H46ZM103 19V21L101 22V21H98L97 19H96V21L95 22H98L97 23V26H99L98 28H99V30L97 29V27L95 26L96 25V23H95V25H94V22L92 23V25H91V27H89L88 28V30H86V31H84V32H81V31H77V29H72V31L74 32H71L70 30H67V32H66V29H65V32L63 33V35L60 37V41L62 40V41H69V39H68V37L70 38V35H68V32H70L69 34H71V33H73L74 35H72V37H73V39H71L70 38V40L71 41H75V45H76V49L77 50H80L79 52H81L82 53V55H81V63H84V64H88V63H90L92 66H94L93 67V69L95 68V69H97L96 71L98 72L99 71V69H102V70H105L106 68H107V72H108V70L109 71H111V67L113 66V64L114 65H116L114 62L116 61V60H118L119 58H118V56H116L115 54H114V51L112 50V51H109L108 53H106V54H100V52H98V43H97V41H101V38H98V33L99 34H101V35H103V34H105V32L107 33V32H110L109 30L107 31V28H104V23H105V16L102 18ZM245 19H246V17H245ZM264 18H262V20L260 19V25H257V26H261L263 29H261V33L262 34H264L263 32H264V20H263ZM15 20V19H14ZM105 20V21H104ZM161 20V19H160ZM199 20H200V18H199ZM204 20V19H203ZM209 20V21H210ZM171 21H172V19H171ZM232 21H234V20H232ZM32 22V21H31ZM45 22V21H44ZM48 22V21H47ZM101 24H100V23ZM162 22H164L165 24H168L169 23V19H166V18H163V20H162ZM246 22V24L248 23L246 20L244 21V23ZM262 22V23H261ZM42 23V22H41ZM190 23V22H189ZM238 23H240V22H238ZM45 24H47L46 22H45ZM98 24H100V25H98ZM254 24V23H253ZM49 25V24H48ZM95 27H94V26ZM103 25V26H102ZM131 25H132V23H131ZM252 25V24H251ZM41 26H43V25H41ZM93 26V27H92ZM254 26V25H253ZM63 27V29L66 27V26H62ZM61 26H60V28H62ZM103 27V29H105L104 31H103V29H100V28H102ZM167 27V26H166ZM179 27V26H178ZM183 26H181V29H183L182 28ZM185 27V26H184ZM187 27V26H186ZM244 27V26H243ZM248 27V26H247ZM250 28H251V26H249ZM260 27V28H261ZM67 28H68V26H67ZM180 28V27H179ZM199 28V27H198ZM198 28H195V29H198ZM215 28V27H214ZM246 28V26L244 27V29ZM253 28H257L258 29V31H259V27H252V30H254ZM143 29V28H142ZM172 29V28H171ZM174 29V28H173ZM176 29H178V28H176ZM176 29H174L173 30V32L176 34V32H175V30ZM180 29V30H181ZM185 29V28H184ZM183 29V30H184ZM190 29V28H189ZM256 29V30H257ZM11 30V29H10ZM96 30H98L97 31V33H96ZM166 30V29H165ZM179 30V29H178ZM177 30V31H178ZM248 29H246V31H247ZM262 30H263V32H262ZM12 31V30H11ZM100 31H102V33L100 32ZM149 31V30H148ZM147 30H146V32H148ZM185 31V30H184ZM186 31H187V28H186ZM245 31V32H246ZM257 31V32H258ZM172 32V33H173ZM212 32V31H211ZM215 32V31H214ZM253 31H251V33H252ZM257 32L255 31L254 32V35L256 34V36H257ZM260 32V31H259ZM135 33V32H134ZM163 33V32H162ZM180 33V32H179ZM196 33V31L195 30H188V32H187V35H188V37H187V39H186V41H185V46H183V47H181V45L180 44H178V46L177 47H175L177 44H176V42H175V44L176 45H174V44H171V45H173L174 46V48H172L171 49V51L169 52V53H171L172 54V57L174 58L173 59V65L177 62L178 63V65H180L183 61H184V59H186L183 63H184V66H187V65H185L186 63L188 64L189 62L188 61H190V60H193V63L190 65V67L191 68H193V65L195 64L194 62L198 59L199 60V58H201V55H203V53H204V56L203 57H205V56H208V53L209 52H207L206 50H204L203 52H202V54H201V51H198L200 54H198V53H195L194 51H196V49L195 50H193L194 49V43H195V38H194V36L195 35H197L199 32H197V34H195ZM200 33H201V31H200ZM216 33V32H215ZM64 34H67V36H65L66 37V39H65V37H64ZM108 34V33H107ZM103 35V36H106L107 38H108V35ZM161 34V33H160ZM159 34V31H153V32H151V33H149V37H151V44H149V42L147 43V45L150 47L151 45L154 47V48H157L158 47V50L157 51H159L157 54H147L146 56H144V59L146 60V65L148 64V71H147V73H146V76L148 75L149 77L154 73V71L155 70H158V69H160V68H162L161 66H163L162 64H164V63H162L163 62V57H164V55L162 54L164 51L166 52V50H167V45L170 43H162L161 41H160V35ZM168 34V33H167ZM171 34V33H170ZM174 34V35H175ZM182 34H183V32H182ZM185 34V33H184ZM202 34V33H201ZM259 35H261L260 33H258ZM151 35V36H150ZM178 35L179 34H177V37H178ZM209 35H215L214 33H212V34H209ZM229 35V34H228ZM244 35H245V33H244ZM11 35L9 34V36L8 37H10ZM144 36H146V34H144ZM143 35H142V37H144ZM168 36H170V35H168ZM203 36H204V33H203ZM202 35H201V37H203ZM206 36H208L207 34H206ZM211 36H208V37H205V39H211L212 41H214L213 39L216 37L217 38V40H216V38H215V41L216 42H218V39H220V38H223V37H226L227 38V41L229 42L228 43V47H229V45H230V37L229 36H221V35H218L217 34V36H213L212 38H210ZM246 36V35H245ZM63 37V38H62ZM100 37V36H99ZM102 37V36H101ZM181 37H182V35H181ZM185 37V36H184ZM184 37H183V39H181V40H185L184 39ZM197 37V36H196ZM198 37H200V34L198 35ZM12 38V37H11ZM62 38V39H61ZM173 36H172V40H173ZM99 39V40H98ZM170 40H171V37L169 38ZM177 40H178V38H176ZM258 39V38H257ZM129 40V39H128ZM127 40V42H129ZM165 40V39H164ZM174 41V40H173ZM176 41V40H175ZM178 41H180V38H179V40ZM257 41V40H256ZM70 42V41H69ZM167 42V41H166ZM184 42V41H183ZM197 42V41H196ZM232 42V41H231ZM118 43V42H117ZM178 43V42H177ZM198 43V42H197ZM258 43V42H257ZM119 44V43H118ZM124 44H126V43H124ZM128 44V43H127ZM131 44V43H130ZM138 44H140V43H138ZM146 44V43H145ZM196 44V43H195ZM216 44H218V43H215L214 45H216ZM242 43H240V45H241ZM72 45V44H71ZM120 45V44H119ZM141 45V44H140ZM214 45H211V47H209V48H211L212 50H211V52H212V55L213 56H215L216 54V52H218L217 53V57H216V59L215 60H220V62H221V64L220 63H218V65H220L221 66V68H219V67H217V68H219L220 69V71L221 72H223V73H225V74H223V79H222V77L220 78V80H224V78H226L225 76H226V74L228 75L227 76V78L229 77L230 79H225V81L226 80H228V81H226L227 83H225L224 82V84L226 85V87H224L221 83H220V81H218L219 83H220V85L218 86V87H220V90L221 91H223L224 92V94H223V92H222V96L221 97H224V99H226V100H224L223 98H220L221 99V101H220V99H219V101L217 102L218 104H215V102H213V101H209V99H212V98H210L211 96H209V97H207V98H203L204 100L205 99H208V100H203L201 97H197V96H195L194 95V97L193 98H195V99H193V100H196V98L197 99H201V101H195L196 103H193V105H194V107L193 108H195L194 110L196 111L195 113H193V115H192V113H191V105L189 104V103H187L186 102V100L188 101L189 99L190 100H192V98H189L188 97V95L191 97V94L192 93H190L189 92V90L188 89H186V91L187 92H189L190 94H187V92L185 93V94H187V96L185 95L184 97H186L187 99L185 100L184 99V97H182L181 95H180V97H182L183 98V100H182V98H180L178 95H177V97H175L174 99H173V97L174 96H176L175 94H177V93H180V92H178L175 88H174V91L176 90V92L177 93H174V94H170L171 96L170 97H172V99H173V103H171V99L169 98V94L167 93V92H165V93H167L166 94V100H168V99H170V102H168V101H166L165 100V97L163 98L162 97V95L159 93V95L158 94H156V93H158V92H156L155 91V93H153L154 95L156 94V95H158V97L156 96H153V97H155V99H159L160 97L162 98V99H164V100H160L161 102H163V101H166L167 102V104L168 103H170L169 104V106L171 107V108H174V110L176 111V112H180V110H182L183 112L181 113H179V114H177V113H173L174 112V110L171 112V114H172V116H171V114H170V116L169 117H173V119L172 120H176V125H179V127H181L182 126V124L183 123H186V124H184V125H187V123L189 122V120H190V123H192L195 127L197 126V125H199L200 126V124H202V127L200 126V128H205V130L206 131H204V132H201L202 131V129H201V131H199L200 132V134L199 133H197L198 135H199V137L197 136V134H196V136L198 137V139L201 141L202 139L200 138V137H202L201 136V134L203 133V135H204V133H206V135L208 134V136L210 135V133L211 132H213V131H215L216 129H214V128H217L219 131L218 132H220V135H218L219 137L218 138H220L221 140H223V141H230L231 142V144L229 145V151H231L232 153H236V155H240L241 156V160L242 161H240L241 163H240V169L238 170V171H236L235 173H229L228 175H226L225 177H223V178H220V179H217V180H213V181H211V180H208V179H206L205 177H203V176H200V175H196V174H192V177H191V179L188 181V185H192V184H196V183H199V182H204L205 184H206V187L204 188V189H201V191L200 192H193V193H190L189 195H188V198H187V200L185 201V205H188V207L189 206H191L192 204L193 205H197L196 206V209H198V208H201V207H206V208H208V216H207V219H209V221H210V225H209V227H208V225L207 226H205V225H203V227H202V229L205 231V229L208 227V231L210 232L209 233V235L211 234L212 235V238H210L211 240H207V242L208 241H210V245L209 244H206V245H204L203 247H202V251H203V253L204 254H207V253H209L210 251H211V249L214 247V248H217L218 249V251H219V255H218V257H216L215 259H213L212 258V261L211 262H208L207 260H205L204 258H203V254L202 255H196V256H192L193 255V252L191 251V252H189L188 254H187V256L185 257V260L187 261V264H189V263H192V264H264V188H262V187H260V186H250V189H249V191H247V188H243L242 186H240V185H236V186H234L233 188H231V190L228 192V193H224V194H219V193H217L216 191H214V188L215 187H218V185L219 184H227V183H229V182H231L232 180H233V178L234 177H238L239 179L240 178H242L245 174H255V175H257V176H259L260 177V179H262V180H264V99L263 98H258V96L256 95L258 92H263L264 93V88H263V86H261L260 84H259V81L260 80H263L264 78L261 76L260 78V80H259V76H260V74H259V76L256 78H252L251 77V75H252V73L253 74H255L254 73V67H252V65H250L249 66V64H252V61L250 62L249 61V64L247 65V61H246V59H244L245 61H243V59H241V56L243 57V58H245L246 56V54H248L247 52H249L250 51V49H248V51L247 50H243L244 52H245V55H243V54H241V53H238L237 52V54H236V52L235 51H233L232 52V50H228V49H226L225 48V46L223 47L222 46V48L220 49V53L222 52V51H224V53H219V48L221 47V46H217L218 47V50L216 49L217 47H215ZM240 45H238V48H239V46ZM124 46V45H123ZM215 47V50L216 51H214L213 49L214 48H212V47ZM108 47V46H107ZM122 47V46H121ZM141 47H142V45H141ZM241 47H244V45L242 44L241 46H240V52L242 51V49L243 48H241ZM71 48V47H70ZM74 49H75V47H73ZM170 48V47H169ZM206 48V47H205ZM224 48V49H223ZM237 48V49H238ZM245 48V47H244ZM151 49H153V48H151ZM174 49V50H173ZM223 49V50H222ZM225 49H226V51H225ZM236 49V50H237ZM101 49L99 48V51H100ZM107 50H108V48H107ZM109 50H110V48H109ZM172 50H173V52H172ZM131 51V50H130ZM237 51H239V50H237ZM126 52V51H125ZM167 52V53H168ZM211 52L209 53L210 54V56L209 57H212V59H213V56L211 55ZM235 52V53H234ZM76 53V52H75ZM128 53V52H127ZM134 53V52H133ZM132 53V54H133ZM123 54V53H122ZM128 54H130V53H128ZM144 54H145V52H144ZM206 54V55H205ZM249 54H251L250 52H249ZM219 55H221V56H219ZM122 56V55H121ZM135 56V55H134ZM134 56H129V58H134ZM142 56V55H141ZM142 56V57H143ZM163 56V57H162ZM7 57V56H6ZM13 57V56H12ZM141 57V58H142ZM5 58V57H4ZM8 58V57H7ZM139 58V57H138ZM167 58V57H166ZM248 58V57H247ZM143 59V58H142ZM183 59V61L182 62H180L181 60ZM248 59H250V58H248ZM247 59V60H248ZM165 60V59H164ZM170 60H172V59H170ZM195 60V61H194ZM197 60V61H198ZM202 60V59H201ZM196 61V62H197ZM241 61H243V63L241 62ZM135 62V61H134ZM165 62H166V60H165ZM171 62V61H170ZM191 62V61H190ZM218 62V61H217ZM245 62H247V63H245ZM1 63V62H0ZM3 63V62H2ZM122 63V62H121ZM131 63V62H130ZM136 63V62H135ZM134 63V64H135ZM180 63V64H179ZM207 63V62H206ZM49 64H50V62H49ZM53 64V63H52ZM51 64V65H52ZM86 64V65H87ZM198 64V63H197ZM196 64V65H197ZM205 64V63H204ZM245 64H246V66H245ZM43 65H44V63H43ZM89 65V64H88ZM165 65V64H164ZM177 65V64H176ZM177 65V66H178ZM183 64H181L180 66H182ZM207 65H209L210 66V63L209 64H206V68L205 69H207L208 67H207ZM213 65V64H212ZM211 65V66H212ZM42 66V65H41ZM172 66V65H171ZM180 66H178V68H179V70H180V68H185V67H180ZM197 66H199V67H201L200 69H198V67H194L193 69H194V72L196 71H199V74H201L200 72H202L201 71V69L204 67V65H197ZM214 66V65H213ZM56 67V66H55ZM83 64H80L79 63V65L77 64V72H76V70H75V72L76 73H78V72H80L83 68ZM110 67V68H109ZM127 67H129V66H127ZM165 67H166V65H165ZM189 66H187L186 68H185V70L186 69H188V71L186 70H181L182 72H190L189 70H191V74H193L194 72L192 71L193 69H191ZM251 69V67L253 68V69H251V70H249V68ZM76 68V67H75ZM85 68V67H84ZM109 68V69H108ZM113 68V67H112ZM114 68H115V66H114ZM211 68V67H210ZM224 68H226V69H229V71H227V70H224ZM47 68L45 67V66H42V67H35L34 69H32L31 71H29V72H23V73H21V76H22V80H24V81H27L28 79L27 78H29L28 76H29V74L30 73H38V74H41V73H43L45 70H46ZM163 69V68H162ZM198 69V70H197ZM209 69V68H208ZM216 69V68H215ZM54 70H56V69H54ZM101 70V71H102ZM113 70V69H112ZM257 70V69H256ZM94 71V70H93ZM115 71V70H114ZM253 71V72H252ZM106 71H104V72H98L99 73V76L96 74V76L97 77H100V74H101V76L103 75V73H105ZM107 72L105 73V74H107ZM145 72V71H144ZM178 72V71H177ZM195 72V73H196ZM203 72H205V71H203ZM209 72V71H208ZM207 71H206V73H208ZM218 72V71H217ZM111 74H112V72H110ZM128 73H129V71H128ZM134 73H135V71H134ZM206 73H203L202 75V77H205V75H206ZM109 74V73H108ZM105 75V77H108L107 78V82H110V78L109 77H111L110 75ZM174 76H176V75H178L177 73L175 74L174 72L172 73ZM182 73H180L179 75H181ZM190 74V75H191ZM198 74V73H197ZM130 75V74H129ZM153 75H155V74H153ZM152 75V76H153ZM157 75V74H156ZM168 75H170L171 76V74H168ZM183 75V74H182ZM222 75V74H221ZM145 76V77H146ZM185 76V75H184ZM187 76H189V75H187ZM195 76H197V75H195ZM194 75L192 76V77H195ZM214 76V75H213ZM113 77V76H112ZM176 77H178V76H176ZM182 77V76H181ZM201 77V75H200V77H198V78H202ZM253 79H251V78ZM144 78V77H143ZM161 78V77H160ZM173 78V77H172ZM183 79H184V77H182ZM186 78H188V77H186ZM191 78V77H190ZM190 78H188V80L190 79ZM197 78V77H196ZM3 79V78H2ZM18 79V78H17ZM16 79V80H17ZM20 79L21 78H19V81H20ZM151 79V78H150ZM182 79V80H183ZM210 79V78H209ZM255 79V80H254ZM256 79H258V80H256ZM62 79H60L59 81L60 82H58L57 83V86H56V88H55V92L56 93H61V94H65V96H67V95H70V94H74V87L77 85V84H79L80 83V80H79V78H77V77H75V78H73V80L71 81V83H70V86H68L67 85V83H65L63 80L61 81ZM109 80V81H108ZM132 80H134V79H132ZM162 80H163V78H162ZM173 80V79H172ZM181 79H179V81H180ZM195 80V79H194ZM18 81V80H17ZM145 81V80H144ZM164 81H165V79H164ZM179 81H177V82H179ZM205 81L206 80H204V83H203V85H202V87H205L206 85H205ZM210 81H212V80H210ZM216 81V80H215ZM4 82V81H3ZM2 81H0V86L2 85V86H4V87H0V104H2V107H1V109H0V112H1V114H2V112H3V110H5L6 108L8 109H6V111L7 112H4V113H7V119L9 118L8 117V114L10 113V112H8L9 110H11V113H10V118H11V116H12V110H13V108L15 109V110H17V114H20V115H23L24 113H25V111L24 110H26V107H29V102H31L30 100H31V96H30V94L28 95L27 93L25 94H23V96H22V98H25V99H23V101H20V102H18V101H16V100H14L15 98H12V97H14V96H12V97H10L11 95H9L8 94V89L6 90V86H8L9 85V87H11L13 84H15L14 82L15 81H13V82H11V84L9 83V82H6L5 81V84L3 83ZM21 82V81H20ZM209 82V81H208ZM208 82H207V85H208ZM223 82V81H222ZM17 83V82H16ZM114 83V82H113ZM112 83V81L110 82V83H108V84H106V86L108 85V86H110L111 84H113ZM160 85L159 84H157L156 82H153V81H149V82H146L145 83V89L146 90H149L148 88H156V89H158L159 88V90H160V88H161V86H163L162 85V82H161V80H160ZM212 83H215V82H213L212 81ZM217 83V82H216ZM216 83H215V85H216ZM219 83H217V84H219ZM7 84V85H6ZM115 84H116V81H115ZM164 84H165V82H164ZM209 84H211V82H209ZM11 85V86H10ZM114 85V84H113ZM134 85V84H133ZM142 85H144V84H142ZM141 85V86H142ZM192 85V84H191ZM193 85H195V84H193ZM214 84H211L210 86H212L213 88H215L216 86L214 85ZM221 85L224 87V88H222L221 89ZM105 85L103 84V87L102 88H105L104 87ZM118 86V85H117ZM116 86V87H117ZM167 86V85H166ZM165 86V88H167ZM36 87V86H35ZM35 87H32V88H28V90L29 89H31V91L33 90V88H35ZM40 87L42 88V90L47 94V92L49 91V87H50V85H48V83H41L40 84ZM177 87V86H176ZM184 87H186V86H184ZM212 87H210L209 89H212ZM101 88V89H102ZM114 89H115V87H113ZM113 88H108L107 90H108V92H107V90L105 91L104 90V92L103 91H101V90H99V91H101V93H100V95H102V92L103 93H105V92H107L108 94H109V96L108 97H105V99L106 100H104V96H106V94L105 95H102L103 96V98L101 97V100L100 99H97L95 102H97L98 100L99 101H102V99H103V101L105 102V103H107V104H109V108H110V105H112L114 102H111V104L109 103V101H112V100H115V98L114 97H116L117 99H118V96H120V95H118V94H116L117 96H115L114 94H113V92L114 91H119L120 89H118V90H114ZM119 88V87H118ZM143 88V87H142ZM182 88V87H181ZM192 88V87H191ZM193 88H195V87H193ZM226 88H228L231 92H228L229 90L228 89H226ZM106 89V88H105ZM110 89H112L113 90V92H112V90H110ZM163 89H164V87H163ZM178 89V88H177ZM196 89V88H195ZM206 89V88H205ZM205 89H203V90H205ZM207 89H208V87H207ZM208 89V90H209ZM219 88H215V90L217 91ZM225 89L226 90H228V91H226V94H228L227 96H226V94H225ZM93 89H87L86 91H85V98L84 99H82V100H80V101H77V102H75V103H68V102H65V101H61V100H59V99H56V98H54V97H51L50 96V98L47 100V102H46V105L43 107V108H37L38 110H39V112L38 113H43L44 115V117L42 118V120H43V122L39 125V126H42V125H44V127H46L45 125H48V126H54L55 125V120H57L56 118H58V116H56V114H58L59 112H57L56 111V109H59V110H63V113H65V115L62 113V116L64 115V116H66V118H69V119H71L72 120V125H71V128H72V130H71V132L70 133H65V134H61V133H59V132H57V128H58V126L55 128V127H53L52 128V130H48V135H47V138H46V140L44 141V142H42L41 144L42 145H45V143L47 144L46 146H48L49 147V149H51V148H53L54 146H55V144L57 143V140H58V138L59 137H64L65 139H70L71 140V138H72V136H73V134H77L78 135V133H79V131H80V128H81V126L84 124L85 125V123L87 124V123H90L89 121H90V119H91V117L89 116V115H87L86 113V111L88 110V112L90 113V111L91 110H93V111H91V113L93 112L94 114V116H96L97 117V121L95 122V121H92L94 124H95V129L96 130H102L101 128H100V126L103 124V123H106V122H108V121H106V120H104L105 118V116L103 117V111H102V109H104L103 107L106 105H103V107H102V109L100 108V103L98 104V102L97 103H95L94 102V109H91L90 111H89V108H91V106H92V104L90 103V101L91 100H89V98H92L93 96H91L92 94V91ZM103 90V89H102ZM158 90V91H159ZM173 90V89H172ZM178 90H180V89H178ZM182 90V89H181ZM191 90V89H190ZM214 90V89H213ZM214 90V91H215ZM26 91V90H25ZM164 91H166V89L164 90ZM240 93V96H238L239 94H238V92ZM159 92H161V90L159 91ZM170 92H172V91H170ZM182 92H183V90H182ZM233 92H237V94H236V96H238V97H234L233 98V95H234V93ZM10 93V92H9ZM99 93V92H98ZM210 93V92H209ZM218 93H221V92H218ZM129 94V93H128ZM131 94V93H130ZM144 94V93H143ZM28 95V96H27ZM97 95V94H96ZM95 95V96H96ZM124 95V94H123ZM125 95H126V93H125ZM135 95H137V94H135ZM134 95V96H135ZM147 95H151V93L149 94H147ZM174 95V96H173ZM130 96V95H129ZM160 96V97H159ZM168 96V97H167ZM192 96H193V94H192ZM226 96V97H225ZM139 97H142V96H140V93H139ZM138 97V98H139ZM144 97H146V98H152L151 96L150 97H147V96H144ZM240 97V98H239ZM27 98H30V99H28L27 100ZM95 98V97H94ZM100 98V97H99ZM109 98H111V99H109ZM237 98H239L240 99V101H239V103L241 104V105H239V104H233V101L235 102V99H237ZM121 99V100H120ZM127 99H129V97L127 98ZM127 99H126V96L122 99V98H120L119 97V101L120 102H122V100H123V102L121 103V105L122 104H126L127 103V105L128 104H130L129 106H130V111H133V109L136 107V104L138 105L139 103H135L137 100L136 99H133V101L132 100H128L129 102L131 101V103H129L128 101H127ZM131 99H132V96H131ZM139 99H142V98H139ZM150 99H149V101H150ZM127 101L126 103H125V101ZM153 99H151V101H152ZM185 100V101H184ZM202 100H203V102H205V105L207 104V106L205 107L204 106V111L203 110H197V108H199V106H202L203 107V102H202ZM231 100H232V102H231ZM15 101L16 102H18V103H20V104H18L17 105V103H15ZM94 101V100H93ZM92 101V102H93ZM116 102V104L119 102V101H117V100H115ZM145 101V100H144ZM143 101V102H144ZM146 101H148V99H146ZM145 101V102H146ZM150 101V102H151ZM153 101H155V100H153ZM151 102V104H149L148 102H146L147 103V105H146V107L145 108H147L148 107V105H151L152 107H153V105L155 104L154 102ZM158 101V104H159V100H157ZM222 101H224V102H222ZM242 101V102H241ZM120 102L118 103V105H119V107L121 106L120 105ZM135 104H134V103ZM137 102H139V101H137ZM198 102H202L201 104H203V105H201V104H199L198 106H197V104H198ZM206 102H208V103H206ZM214 104H213V103ZM221 102V103H220ZM231 102V103H230ZM102 103V102H101ZM114 103V104H115ZM135 105V107L132 109V107H131V105H133V104ZM152 103H154V104H152ZM157 103V102H156ZM236 103H238V102H236ZM253 103H255L256 105H253V110H255V111H253L252 109H250V108H252V104ZM113 104V105H114ZM115 104V106L116 107H118V105H116ZM161 104V103H160ZM173 104V105H172ZM192 104V103H191ZM28 105V106H27ZM123 105V106H124ZM126 105V107H129V106H127ZM141 107L143 106V105H141V104H139ZM162 105H163V103H162ZM164 105H165V102H164ZM192 105V106H193ZM238 106V107H235V106ZM251 105V106H250ZM1 106V105H0ZM114 106V107H115ZM150 106V107H151ZM155 106V105H154ZM157 106V105H156ZM155 106V108H157ZM196 106V107H195ZM227 106V107H226ZM241 106V107H240ZM254 106H255V108H258L257 110L256 109H254ZM256 106H258V107H256ZM5 107V108H4ZM93 107V106H92ZM114 107H113V109H114ZM115 107V108H116ZM141 107H138L137 109H139V111H137L136 110V108H135V110L133 111V112H135V116H136V114L137 113H140V111L141 110H143V109H141ZM149 107V108H150ZM158 107H159V105H158ZM162 107V106H161ZM240 107V108H239ZM2 108H4L3 110H2ZM31 108V107H30ZM121 108L122 109H125V106H124V108L121 106ZM120 108V111H122L123 112V110ZM143 108V107H142ZM144 108V109H145ZM154 108V107H153ZM153 108H152V110L151 109H149V111L150 112H154L153 111ZM112 109V110H113ZM127 109H129V108H127ZM132 109V110H131ZM157 109H160V108H157ZM163 109V108H162ZM161 109V110H162ZM15 110H14V112H15ZM29 110H32V109H29ZM108 110V109H107ZM117 110V109H116ZM118 110H119V108H118ZM147 110V109H146ZM160 110V111H161ZM194 110H192V112H194ZM35 111V110H34ZM33 111V112H34ZM108 111H110V110H108ZM116 112L117 113V115L118 114H122V112ZM129 111V112H130ZM159 110H157V112H160ZM197 111H200L199 113H204V115L202 114L201 116H200V121L202 122V123H199L200 121H199V119H195L194 117H198L200 114L197 112ZM253 111V112H252ZM18 112H21V113H18ZM22 112H24L23 114H22ZM29 112V111H28ZM32 112V113H33ZM35 112H37V111H35ZM105 112H107V111H105L104 110V113ZM112 112V111H111ZM128 112V113H129ZM142 112V111H141ZM150 112H148L149 114H150ZM156 112V111H155ZM156 112V113H157ZM30 113V112H29ZM28 113V114H29ZM37 113V114H38ZM88 113V114H89ZM108 113H110V112H108ZM107 113V114H108ZM115 113V111L114 112H112V114H113V116L114 117H116V113ZM124 113H125V111H124ZM126 113H127V111H126ZM131 113V112H130ZM129 113V114H130ZM143 113H145L144 111L142 112V114L140 113L139 115L140 116H142L143 115ZM166 113V114H165ZM167 111H165L164 110V113H163V110L160 112V114H158L157 113V115L159 116V115H164V116H161V117H163V119L165 118L166 120H163V121H161L160 120V118H157L159 121H161L162 123L163 122H165V121H167ZM197 113L199 114V115H197ZM15 114V113H14ZM60 114V113H59ZM106 114V113H105ZM128 114V115H129ZM154 113H152V114H150L149 115V117H152V115H153ZM174 114V115H173ZM177 114V115H176ZM190 114V115H189ZM26 114H24V116H25ZM39 115V114H38ZM126 115V114H125ZM138 115V114H137ZM145 115V114H144ZM143 115V117H145ZM156 115V114H155ZM155 115H154V117H155ZM175 115H176V118H174L175 117ZM194 115H196V116H194ZM206 115V116H205ZM1 116V115H0ZM15 116V115H14ZM13 116V117H14ZM18 115H16V117H17ZM29 116V115H28ZM61 115H59V119H62L61 117H60ZM111 115L109 114V116H106V117H109L110 118V120H111V117H110ZM134 116V115H133ZM187 116H188V118H190L189 120L187 119ZM191 116H193V119H192V117ZM2 117H6V115H4V116H2ZM12 117V118H13ZM23 117V116H22ZM101 117H103L104 119V121H106V122H104L103 120H102V118ZM113 117V118H114ZM127 117V116H126ZM126 117H125V119H126ZM137 117V116H136ZM135 117V118H136ZM153 117V118H154ZM11 118V119H12ZM19 118H21V116H19ZM65 118V119H66ZM118 118V117H117ZM116 118V119H117ZM130 118V119H129ZM135 118H131L130 116L128 117V120H134L135 121ZM156 118V117H155ZM203 118V119H202ZM1 119V118H0ZM2 119H4V118H2ZM13 119H15V117L13 118ZM17 119H18V117H17ZM37 119V118H36ZM68 119V120H69ZM140 119H142V118H140ZM150 119V118H149ZM171 119V118H170ZM121 120V119H120ZM128 120H126L127 122H128ZM154 120V119H153ZM188 120V121H187ZM12 121V120H11ZM66 121H67V119H66ZM66 121H64V122H66ZM102 121H103V123H102ZM114 121H115V119H114ZM113 121V122H114ZM149 121H151V123H152V120H149ZM155 121H156V119H155ZM63 122V123H64ZM91 122V123H92ZM113 122H112V124L111 125H113ZM116 122V121H115ZM114 122V123H115ZM119 122V121H118ZM170 122H173V121H171L170 120ZM198 123V124H196L195 125V123ZM12 123V122H11ZM87 124V126H89V127H92V129L95 131V129L93 128V126H94V124ZM120 123V122H119ZM129 123H132V121H129L128 122V124ZM150 122H149V126H150V124H151ZM167 123V122H166ZM101 124V125H100ZM133 124V123H132ZM131 124V125H132ZM173 124L175 125V123L173 122ZM216 124H219L220 125V127H216V126H214V125H216ZM91 125V126H90ZM108 126L107 125V123L106 124H103V127L104 126ZM110 125V126H111ZM115 125V124H114ZM118 126H119V124H117ZM153 125V124H152ZM160 125H162V124H160ZM164 125V124H163ZM190 125V124H189ZM56 126V125H55ZM118 126H116L117 127V129H118ZM130 126V125H129ZM133 126V125H132ZM156 126V125H155ZM165 126V125H164ZM188 126V125H187ZM194 126H192V128H193V130H195V127ZM199 126H197V127H199ZM112 128H114L113 126H111ZM110 127V128H111ZM139 127H140V125H139ZM138 127V128H139ZM196 127V128H197ZM107 128H109V126L107 127ZM106 128V129H107ZM145 128H147L146 127V124L144 125V128H142V126L140 127V129H142L143 131H144V129ZM151 128V127H150ZM3 129V128H2ZM33 129V128H32ZM51 129V128H50ZM90 129V128H89ZM106 129H103L104 131L106 130ZM131 129H135L134 128V126L131 128ZM137 129V128H136ZM136 129L135 130H132L131 132H133V131H136ZM30 130V129H29ZM29 130H28V132H29ZM36 130H37V128H36ZM88 130V129H87ZM108 130V129H107ZM106 130V131H107ZM110 130V129H109ZM204 130V129H203ZM213 130V131H212ZM84 131H86V129L84 130ZM89 131V130H88ZM103 131V132H104ZM138 131H139V129H138ZM137 131V132H138ZM208 131V132H207ZM35 132H37V131H35ZM74 132V133H73ZM92 132V131H91ZM97 132L98 131H96V133L95 132H93V134L95 135V134H97ZM112 132V131H111ZM140 132V131H139ZM146 132V131H145ZM9 133V132H8ZM101 133V132H100ZM85 134V135H84ZM83 135H81V137L82 136H87L86 135V133H84ZM139 134V133H138ZM144 134V133H143ZM146 134V133H145ZM144 134V135H145ZM148 134H149V132H148ZM30 135V134H29ZM77 135H75L76 137L75 138H77L78 136ZM133 135L134 136H131V137H133V138H135V136H139V137H142L143 138V135L141 136V134H139V135H135V132H133ZM244 135L245 136H247V138H249V139H253L254 141H256L257 143H258V146H254L253 148H254V150H256L257 152H258V154L259 155H261V157L259 158V157H257V158H254L252 155H251V153H249L248 151H242L240 148H239V146L237 145V142H239V140L242 138V136L244 137ZM107 136V135H106ZM212 136H215V137H212ZM6 137V136H5ZM24 137V136H23ZM74 137V136H73ZM81 137H78V138H80L81 139ZM139 137H136V138H139ZM150 137V136H149ZM204 138L206 137L207 138V136H203ZM216 137H217V135H213V134H211L207 139L209 140V138L210 139H216ZM19 138V137H18ZM93 138V137H92ZM135 138V139H136ZM142 138H139V139H137L138 140V142H140L141 141V139ZM147 138V137H146ZM193 138H195V136L193 137ZM205 138V140H207ZM60 139V138H59ZM74 139V138H73ZM79 139V140H80ZM86 139V138H85ZM132 139V138H131ZM130 139V140H131ZM143 139H145V137L143 138ZM246 139V138H245ZM0 140H2V139H0ZM19 140H21V139H19ZM75 140V139H74ZM129 140V139H128ZM195 140V139H194ZM72 141V140H71ZM144 141V140H143ZM143 141H141V143H144ZM198 141V140H197ZM204 141V140H203ZM211 141V140H210ZM209 141V142H210ZM1 142V141H0ZM255 142V143H256ZM101 143V142H100ZM104 143V142H103ZM146 143V142H145ZM148 143V142H147ZM212 143V142H211ZM256 143V144H257ZM1 144V143H0ZM4 144V143H3ZM22 144H24V143H22ZM139 144V143H138ZM204 144V143H203ZM215 144V143H214ZM5 145L6 144H4V145H1L2 147H5ZM9 146H10V149L12 150V152H11V157H9L10 158V161H9V163L7 162L8 160L6 159V162L8 163L7 164V166H6V168L8 167V169H13L15 166H16V164H17V159H16V154L21 150V152H23V153H27V149H23V151H22V149H20L19 150V148H18V146H17V144L16 143H14V142H11V141H9V144H8ZM61 145H63V143H61ZM139 145H141V144H139ZM146 145V144H145ZM190 145H191V143H190ZM249 145H251L250 143H249ZM252 145H253V143H252ZM0 146V147H1ZM98 146V145H97ZM189 146V145H188ZM215 146V145H214ZM226 146V145H225ZM6 147H7V145H6ZM136 147H138V145L136 146ZM147 147V146H146ZM218 146H216V148H217ZM26 148H28V147H26ZM140 148H141V146H140ZM177 148V147H176ZM251 148H252V146H251ZM29 149V148H28ZM33 149H34V151L35 152H37V149H38V147L37 146H33ZM41 149H42V147H41ZM45 149V148H44ZM179 149V148H178ZM203 149V148H202ZM24 150H25V152H24ZM176 150V149H175ZM181 150H183V149H181ZM208 150V149H207ZM206 151V150H205ZM214 151V150H213ZM213 151L211 152V153H213ZM31 152V151H30ZM179 152V151H178ZM230 152V153H231ZM7 153H9V151L7 152ZM23 153H21L22 155H24ZM48 153V152H47ZM80 153V152H79ZM83 153L85 154V156H87V157H92V156H97V155H99V152L98 151H96L95 149H93V148H88V149H85L84 151H83ZM205 153V152H204ZM215 153V152H214ZM227 153H229V152H227ZM229 153V154H230ZM18 154H20V152L18 153ZM69 154V153H68ZM111 154V153H110ZM203 154V153H202ZM2 155V157H3V154H1ZM8 155V154H7ZM100 155H101V152H100ZM170 155V154H169ZM176 155H177V153H176ZM175 155V156H176ZM196 155H198V154H196ZM201 155V154H200ZM199 155V156H200ZM219 155H221V154H219ZM231 155V154H230ZM235 155V156H236ZM254 155V154H253ZM20 156V155H19ZM18 156V157H19ZM66 156H62V155H55L53 152H52V150H49V153H48V159H49V161H46V160H44V159H41V158H38L37 160H36V163L38 164V165H40V167L42 168V170H45V171H47V170H49V168L51 167V165H53V162L54 161H57L58 163H60V164H62V163H64V162H66L67 161V157L65 158ZM70 157V156H69ZM1 158V157H0ZM22 158V157H21ZM74 158V157H73ZM172 158V157H171ZM226 158V157H225ZM224 158V159H225ZM113 159H115V158H113ZM113 159H111V160H113ZM169 159H170V157L168 158L167 157V159L166 160H164V164H165V161H167V162H169ZM173 160H171V161H173V162H175L176 160L174 159V158H172ZM239 159V158H238ZM258 160L259 159V161H260V164L259 165H256L257 164V162H256V166L255 165H253V162H254V160ZM105 160V159H104ZM150 160V159H149ZM148 160V161H149ZM202 160H204V159H202ZM205 160H206V165L205 166H203L204 167V169H206L207 171H209L210 172V174H214L215 173V171H217L219 168H221V170L223 169V167L225 166V164H224V162H222L221 161V159H220V157L218 158V157H215L214 155L212 156V155H209V156H207L206 158H205ZM106 161H108V162H101V160H100V162L99 163H97V164H92V165H90V164H88V162L90 163V161H83L82 159H78L77 157L76 158H74V159H72V161H71V159L67 162V163H65L66 164V167L67 166H70L72 169H75V168H77V169H79L80 171H82L83 173H84V175L87 173V172H90L91 173V171L92 170H98L100 173H101V175H99V176H97V181H96V183L93 185V186H91V187H84V186H82L81 184H74V186L72 187L71 185V187L69 186V188H65L64 189V186H63V189L61 190V191H63L62 193H64V195H65V193H66V195H65V197L68 195V194H70V193H68L69 192V190H70V192H71V195H68V197H69V199L71 200H69L68 199V201H70V203H71V205H73L72 204V202L74 203V202H76V203H82V202H89V203H91L92 205H95V207H96V209H95V211H90L88 214H86L85 213V211L86 210H84L83 211V213H85L84 215H85V217L87 218V219H82V220H86V221H81V222H83V223H85V222H88V225H91V224H89V223H91L92 221V219L90 218L92 215L94 216V215H97L95 218V220H96V222H98V225H100L99 223H101L102 222V220H104V222H102V223H105V219H106V217L105 216H107V213H109V209L111 208V205H112V203H113V205H114V202L117 200V201H120V199L121 200H125V199H128V196L127 197H124V199H123V196H122V198L121 197H118L119 195H120V193L118 192L117 194H118V196L116 195L115 196V194H116V192L115 191H113L112 190V181L110 180V176H109V172L107 171L108 170V164L109 165H111L110 164V160H106ZM121 161V160H120ZM170 161V162H171ZM5 162V161H4ZM4 162H2V163H4ZM5 162V163H6ZM87 162V163H86ZM166 162V166L167 167H163L162 166V170L161 171H159V172H156V173H153V174H151V186H157V185H160L161 183H162V180H163V178H165V177H171L170 175L172 174L173 175V177H174V175L175 176H177V177H179V176H186V175H188V174H190V170L187 168V167H184V166H182V164H181V162H179L178 164H176L175 166H172V164H173V162H169V163H167ZM177 162V161H176ZM22 163V162H21ZM21 163H19L18 162V164H21ZM108 163V164H107ZM111 163L113 164V165H115V163H113L112 161H111ZM226 163V162H225ZM227 163H228V161H227ZM27 164V163H26ZM25 163L24 164H22V165H20L21 167H23V166H25L26 165ZM179 164H181V165H179ZM94 165V166H93ZM164 165V166H165ZM5 166V165H4ZM4 166H2V167H4ZM112 166V165H111ZM137 166V165H136ZM135 165H134V167H136ZM170 166H172V168L170 167ZM134 167L132 168V170L134 169ZM25 168V167H24ZM110 168H112V167H110ZM4 169V168H3ZM8 169L6 170V172L8 171ZM26 169V168H25ZM203 169V168H202ZM0 170H1V168H0ZM42 170H40L39 169V171H42ZM221 170H219V171H221ZM17 171V170H16ZM16 171H15V173H16ZM38 171V172H39ZM109 171H111V169L109 170ZM144 171V170H143ZM1 172V171H0ZM23 172V171H22ZM37 172V174H39V175H37V176H39V177H42L41 176V174H43V172L42 173H38ZM93 172V171H92ZM108 172V173H107ZM131 172H133V171H131ZM226 172V171H225ZM4 173V172H3ZM11 173H13V171H11ZM10 173V174H11ZM33 173V172H32ZM169 173H171V174H169ZM10 174H7L8 175V177H7V179L9 178V176H12V174L10 175ZM24 174V173H23ZM50 175H51V173H49ZM48 174V175H49ZM60 174V173H59ZM69 174V173H68ZM133 174V173H132ZM169 174V175H168ZM5 175V174H4ZM33 175V174H32ZM45 175V174H44ZM54 175V174H53ZM88 175V174H87ZM131 175V174H130ZM147 175V174H146ZM150 175V174H149ZM22 176H24V175H22ZM37 176H35L36 178H37ZM132 176V175H131ZM130 176V177H131ZM250 176V175H249ZM24 177H26V176H24ZM44 177V176H43ZM82 177H84L83 175H82ZM88 177V176H87ZM146 176L145 175H142V179H144ZM2 178H5V177H2ZM11 178V177H10ZM47 178V177H46ZM50 178V180L52 181V176H48V178L47 179H49ZM52 178V179H51ZM57 178V177H56ZM118 178V177H117ZM141 178V177H140ZM43 179H45V178H43ZM141 179V180H142ZM258 179V178H257ZM3 180V179H2ZM2 180H0V182L2 181ZM21 180V179H20ZM54 180H55V177H54ZM130 180V179H129ZM49 180H46V182H48ZM41 182H43V181H41ZM124 182V181H123ZM125 182H126V180H125ZM3 183V182H2ZM1 183V184H2ZM114 183V182H113ZM128 183V182H127ZM126 183V184H127ZM85 184V183H84ZM115 184V183H114ZM120 184H121V182H120ZM126 184H124V183H122V185H126ZM31 185V184H30ZM44 185V184H43ZM67 185V184H66ZM20 186V185H19ZM39 186V185H38ZM37 186V187H38ZM62 186V185H61ZM68 186V185H67ZM115 186V185H114ZM21 187H22V185H21ZM33 187V186H32ZM117 187V189H119L118 188V186H116ZM119 187H120V185H119ZM58 188V187H57ZM60 188V187H59ZM58 188V189H59ZM45 189V188H44ZM61 189V188H60ZM139 189V188H138ZM52 190V189H51ZM200 190V189H199ZM38 191V190H37ZM56 191V190H55ZM65 191V192H64ZM28 192V191H27ZM48 192H50V190L48 191ZM23 193V192H22ZM51 193V195H52V193L53 192H50ZM50 193L47 195V193H45L46 194V197L47 196H50ZM61 193V192H60ZM60 193H57V192H55V193H53V195L54 194H57L58 196H61L60 195ZM27 194V193H26ZM25 194V195H26ZM32 194H34V193H32ZM43 194V193H42ZM131 195L133 194V193H130ZM23 195H24V193H23ZM29 195V194H28ZM36 195V194H35ZM57 195H56V197H57ZM126 195H129V193L128 194H126ZM29 196H31V195H29ZM34 196V195H33ZM33 196H31V198L33 197ZM62 196H63V194H62ZM125 196V195H124ZM130 196V195H129ZM137 196V195H136ZM25 197V196H24ZM35 197V196H34ZM36 197H38L37 195H36ZM40 197H41V195H40ZM40 197H38V198H40ZM52 198L54 197V196H51ZM55 197V198H56ZM67 197V198H68ZM131 198H129V199H132V196H130ZM133 197L135 198V200H137V202L138 203H140L141 202V199H140V197H135V195H133ZM21 198V197H20ZM38 198H36V199H38ZM41 198H43V197H41ZM49 198V197H48ZM58 198V197H57ZM62 198H64V196L62 197ZM61 198V199H62ZM26 199V198H25ZM24 198H23V200H25ZM28 199H29V197L25 200V201H27L28 202ZM33 199V198H32ZM35 199V198H34ZM54 199V198H53ZM60 199V200H61ZM57 200H59V199H57ZM59 200V201H60ZM62 200H64V199H62ZM65 200H66V198H65ZM156 200H158L157 198L155 199V201ZM43 201H44V198H43ZM116 201V202H117ZM155 201L153 202V203H155ZM161 201V200H160ZM31 202V201H30ZM34 202V201H33ZM66 201H64V203H62V201L60 202V204L63 206L64 204L66 205L67 204V202L65 203ZM115 202V203H116ZM42 203V202H41ZM48 203H49V201H48ZM58 203V202H57ZM79 203H78V205H79ZM16 204V203H15ZM28 204V203H27ZM30 204V203H29ZM28 204V205H29ZM31 204H33L32 202H31ZM69 204V203H68ZM67 204V205H68ZM118 204V203H117ZM119 204H120V202H119ZM158 204V203H157ZM58 205V204H57ZM64 205V206H65ZM70 205V204H69ZM68 205V206H69ZM77 205V204H76ZM154 205V204H153ZM18 206V205H17ZM22 206V205H21ZM27 206V205H26ZM59 206V205H58ZM67 206V207H68ZM118 206V205H117ZM184 206V205H183ZM182 206V207H183ZM32 207H33V205H32ZM39 207V206H38ZM52 207H54V206H52ZM66 207V206H65ZM75 207V206H74ZM77 207V206H76ZM83 207V206H82ZM82 207L80 208V210L82 211ZM114 207V206H113ZM119 207V206H118ZM188 207H185V210H186V208H188ZM198 207V208H197ZM34 208V207H33ZM68 208H72L73 210L72 211H74V208L73 207H68ZM79 208V207H78ZM178 208H180V207H178ZM190 208V207H189ZM188 208V209H189ZM206 208H205V210H206ZM115 209V211H116V213H117V211H118V213H119V209L118 210H116V207L114 208ZM181 209V208H180ZM196 209H195V211L194 212H196ZM28 210V209H27ZM45 210V209H44ZM53 210V209H52ZM70 210V209H69ZM68 210V211H69ZM166 210V209H165ZM6 211V210H5ZM9 211V210H8ZM46 211V210H45ZM44 211V212H45ZM56 211V208H55V210H54V212ZM174 211V210H173ZM47 212V211H46ZM53 212V213H54ZM57 212V211H56ZM67 213V212H66ZM82 213V214H83ZM113 213V215L112 214H110V215H108L107 216V218L109 217V216H111V217H109V219H110V223L109 224H111V221L113 220V221H116L115 223H116V225H115V223L113 224V221H112V224L110 225L111 227H114L115 226V228H112V229H115V231H116V229H118V232H116V234L117 233H119V236L118 237H116V240H117V242H116V240H113L112 238H114L115 236V234H113V236L111 237V235L110 236H108V237H111V239H112V241L114 242V244L113 243H111V242H107V241H105L106 243H107V245H113V247H117L116 248V250L119 252H116L115 251V248H114V250H112L113 248L111 247V246H108V248H112V249H110V253L112 252V254L113 253H117V254H124V252L125 251H127V252H125V254L124 255H126V256H124L125 257V259H126V261H128V262H130V263H128V264H133L132 262L133 261H130L129 259H131L130 257H129V255H131V256H134V255H132L133 253V251H132V249H134V248H132L130 245H132V243L131 242H128V240H125V238L124 237H122L124 234H122V233H124V232H126L127 230H128V228H130L129 226H130V224L128 223V219H127V221L125 220V219H123V217H122V219H123V221L122 220H120V215H118L116 218H118L119 216V219H115L114 220V218L112 217V216H116L117 214L115 213V212H112ZM1 214H2V211H1ZM34 214V213H33ZM105 215L104 217L105 218H103L102 220H101V222H99L100 220H98V215ZM19 215V214H18ZM35 215V214H34ZM67 215V214H66ZM89 215V217H87ZM175 215V214H174ZM173 215V216H174ZM199 215V214H198ZM6 216H8V215H6ZM17 216V215H16ZM23 216V215H22ZM28 216H30V215H28ZM65 216V215H64ZM83 216V215H82ZM92 216V217H93ZM151 216V215H150ZM172 216V215H171ZM172 216V217H173ZM201 216V215H200ZM9 217H12V216H9ZM9 217H7V218H9ZM46 217V216H45ZM45 217H43L42 216V218H44V220H46V222H42L41 223V226H42V224H44V225H46V226H50V225H52L53 226V224L55 223L54 222V219L52 220H50V218H49V220L51 221V222H54V223H52V224H50V225H48L49 223H50V221H47L48 219H46ZM182 217V216H181ZM2 218V217H1ZM6 218V219H7ZM13 218V217H12ZM18 218H20V217H18ZM38 218H40V216H38ZM88 218H90L91 220V222H89V220H88ZM100 218H101V216H100ZM111 218H112V220H111ZM175 218V217H174ZM188 218V217H187ZM202 218V217H201ZM206 217H204V219H205ZM24 220L26 219V217L25 218H23ZM31 218L29 217V222L31 221V220H35V217L33 216V218L30 220ZM149 219V218H148ZM176 219V218H175ZM179 219H180V217H179ZM182 219V218H181ZM184 219V218H183ZM67 220V219H66ZM95 220H94V222H95ZM98 220V221H97ZM118 220V221H117ZM125 220V221H124ZM185 220H186V218H185ZM191 220V219H190ZM14 221V220H13ZM19 220H17V222H18ZM36 221V220H35ZM68 221V220H67ZM80 221H79V224H80ZM106 221H108V219H106ZM119 221H121V222H125L124 224H126V223H128V224H126L125 225V227L123 226V228H125L123 231L122 230H120V228H117V225H119L118 223H121V222H119ZM147 221V220H146ZM184 221V220H183ZM188 220H186V222H187ZM28 222V223H29ZM34 222V221H33ZM96 222L94 223V224H92L90 227L92 228V226L93 225H95L96 224ZM189 222V221H188ZM187 222V223H188ZM13 223V222H12ZM38 223V222H37ZM36 223V224H37ZM47 223V224H46ZM57 223V222H56ZM62 223L63 224H65L63 221H62ZM77 224L76 226H78L79 225V228L81 227L82 228V230H83V228L84 227H87V225H84V224ZM93 223V222H92ZM101 223V225H102V228H101V225H100V227L98 226L97 228H101V229H104V226H103V224ZM108 223V222H107ZM122 223V224H123ZM146 223V222H145ZM164 223V222H163ZM199 223H201V222H198V224L196 225L197 226V228L198 227H200V225H199ZM19 224V223H18ZM31 224H32V222H31ZM108 224V225H109ZM5 225V224H4ZM27 225V224H26ZM38 225V224H37ZM68 225V224H67ZM82 225H84V226H82ZM112 225H114V226H112ZM188 225H189V223H188ZM199 225V226H198ZM28 226V225H27ZM38 226H40V225H38ZM56 226V224L54 225V227ZM57 226H58V224H57ZM75 226V227H76ZM105 226H106V223H105ZM128 226V227H127ZM37 227V226H36ZM45 227V226H44ZM54 227H52V229L54 228ZM66 227H68V226H66ZM70 227V226H69ZM74 226H73V228L71 227V229L70 230H72V229H74L75 228ZM90 227L88 226V229H90ZM94 227V226H93ZM108 227V226H107ZM192 227V226H191ZM194 227V226H193ZM38 228V227H37ZM36 228V229H37ZM80 228V229H81ZM95 228H96V226H95ZM95 228H93V229H95ZM97 228L95 229V230H97ZM110 228V227H109ZM143 228V227H142ZM189 229V231L191 230V228L190 227H188ZM30 229H31V227H30ZM65 229V226L63 225V230ZM67 229V228H66ZM78 229V228H77ZM79 229V230H80ZM85 229V228H84ZM106 229V228H105ZM144 229V228H143ZM143 229H141V230H143ZM187 229V228H186ZM185 229V230H186ZM194 229H196V228H194ZM194 229H192V230H194ZM199 229V228H198ZM54 230L55 231H58L59 232V228L56 230V228H54ZM79 230H77V234L75 235V237H73V235H70V234H68V233H66V232H61V230H60V233H58L57 232V234L58 235H56L55 236V234H54V236H55V238L56 239H58L57 237L59 236V234L61 235V237L62 238H65V240H66V242H69V241H74V239H78V237L76 238V236L79 234V232H80V235H81V231H79ZM94 230V231H95ZM191 230V231H192ZM64 231H66V230H64ZM75 231V230H74ZM89 231V230H88ZM91 231H93V230H91ZM104 231V230H103ZM109 231H110V229H109ZM112 232H113V230H111ZM110 231V232H111ZM120 231V232H119ZM121 231H122V233H121ZM206 231H207V229H206ZM29 232H31V231H29ZM67 232H69V230L67 231ZM73 232V231H72ZM84 232V231H83ZM82 232V233H83ZM90 232V231H89ZM88 232V233H89ZM99 231H97V233H98ZM105 232V231H104ZM159 232V231H158ZM193 233L194 232H197V230L195 231H192ZM3 233V232H2ZM14 233H16V231L14 232ZM75 233H76V231H75ZM102 233V232H101ZM106 233V232H105ZM115 233V232H114ZM122 235H121V234ZM143 233V232H142ZM201 232L199 231V234H200ZM112 234V233H111ZM180 234H181V231H180ZM189 234H190V232H189ZM206 234H208V232L206 233ZM52 235H53V233H52ZM85 236H86V234H84ZM104 235V234H103ZM106 235H108V233L106 234ZM121 235V236H120ZM6 236V235H5ZM15 236V235H14ZM27 236V235H26ZM54 236L52 237L53 238V240H55L56 241V239H54ZM90 236V235H89ZM13 237V236H12ZM37 237V236H36ZM51 237V236H50ZM49 237V238H50ZM60 237V238H61ZM88 237V236H87ZM107 237V238H108ZM125 237H127V236H125ZM233 237H236L237 239H238V241H233L232 240V238ZM19 238V237H18ZM59 238V239H60ZM61 238V239H62ZM74 238V239H73ZM97 238H98V236H97ZM105 239V240H108V239ZM141 237H139V239H140ZM160 238V237H159ZM195 238V237H194ZM35 239V238H34ZM60 239V240H61ZM73 239V240H72ZM91 239V238H90ZM111 239H109L108 241H111ZM191 239H193V237L191 238ZM196 239V238H195ZM206 239V238H205ZM20 240V239H19ZM22 240V239H21ZM33 240V239H32ZM44 240V239H43ZM52 240V244H53V241ZM65 240H64V242H65ZM68 240V241H67ZM93 240V239H92ZM94 240H95V237H94ZM141 240V239H140ZM185 240V239H184ZM202 241H204L203 239H201ZM200 240V241H201ZM57 241H59V240H57ZM61 241H63V239L61 240ZM80 241V240H79ZM89 241V240H88ZM96 242H97V244H98V241L97 240H95ZM101 241V240H100ZM202 241H201V243H202ZM16 242H17V240H16ZM37 242V241H36ZM46 242V241H45ZM64 243V245H68L69 243ZM78 242V241H77ZM94 242V241H93ZM96 242H94L93 244H95ZM50 243V242H49ZM61 243L62 242H60L59 241V245H61ZM92 243V242H91ZM90 243V244H91ZM105 243V244H106ZM131 243V244H130ZM153 243H155V242H153ZM163 243V242H162ZM199 243V242H198ZM209 243V242H208ZM7 244V243H6ZM17 244V243H16ZM24 244H26V243H24ZM28 244V243H27ZM37 244V243H36ZM58 244V243H57ZM75 244H76V242H75ZM81 244H83V243H81ZM116 244V245H115ZM172 244V243H171ZM171 244H169V243H164V244H158V245H160L157 249H151V251H150V255L151 256H149L150 258H151V260L152 259H156L155 260V262H154V260L152 261L154 264L157 262V264H167V262H168V260H167V258H166V256L168 255V254H172V253H174V250L175 249H177L176 251H181L182 250V247H178L177 248V246L175 247L174 246V244H176V243H174L173 244V246L171 245ZM205 244V243H204ZM32 245V244H31ZM50 245V244H49ZM55 245V244H54ZM69 245H71V243L69 244ZM67 246V247H64V249L65 248H68L69 247V249L73 246L74 247V244L73 245H71V247L70 246ZM78 245H80V243H78L77 244V247H80V246H78ZM92 245V244H91ZM118 245V246H117ZM196 245V244H195ZM5 245H4V243L2 242L1 243V247H4ZM14 246V245H13ZM19 246H20V248H21V244H19ZM105 246V245H104ZM104 246H102L101 248H99V249H101V251H102V248L104 247ZM133 247H134V243H133V245H132ZM200 246H201V244H200ZM12 247V246H11ZM60 247V246H59ZM62 247H63V245H62ZM61 247V248H62ZM73 247H72V250H74V249H76L77 247H76V245H75V248L73 249ZM84 247V245L82 246V248ZM95 247V246H94ZM52 248H53V246H52ZM96 248V247H95ZM107 249V247H104L103 249L105 250V251H108V250H106ZM132 248V249H131ZM186 248V247H185ZM59 248H57L56 250H58ZM63 249V248H62ZM64 249H63V251H64ZM79 248H77V250H78ZM81 249V248H80ZM131 251H130V250ZM139 249V248H138ZM31 250H34V249H31ZM35 250H37V249H35ZM54 250V249H53ZM53 250H51L52 252L51 253H53V255L52 254H47L46 252V254H43L42 256H40V257H33V256H24V258L22 259V261L21 262H24L25 264H29V263H32V262H41L42 260H47V259H50L51 257L53 258L54 256H58L57 257V259L59 258V256L60 255H54L55 254V250L53 251ZM66 250H68V249H66ZM112 250V251H111ZM44 251H46V250H44ZM59 251H61L60 249H59ZM115 251V252H114ZM128 251H129V253H128ZM33 252V251H32ZM35 252V251H34ZM49 252H50V250H49ZM58 252V251H57ZM67 252V251H66ZM71 252H74V251H70V253ZM215 252V251H214ZM68 254H69V252H67ZM66 253V254H67ZM116 253L113 255V258H112V260H110V262L111 261H114V259L116 260L117 259V256H116ZM216 253V252H215ZM129 254V255H128ZM195 254V253H194ZM3 255H5V254H3ZM127 255H128V257H129V259L127 258ZM210 255V254H209ZM214 255H216L217 256V253L216 254H214ZM39 256V255H38ZM148 256V255H147ZM185 256V255H184ZM4 257V259L6 260V256H3ZM76 257V256H75ZM78 257H79V255H78ZM78 257H77V259H78ZM148 257V258H149ZM81 258V257H80ZM135 258V257H134ZM134 258L132 259V260H134ZM175 258V257H174ZM4 259H2L1 258V253H0V262H4L5 260ZM82 259V258H81ZM102 259H105V257L103 258V257H101V260ZM181 259V258H180ZM183 259H184V257H183ZM211 259V258H210ZM62 260V259H61ZM64 260V259H63ZM62 260V261H63ZM75 260V259H74ZM185 260H183V263H186L185 262ZM62 261L60 262V264H62ZM78 261H79V263H78ZM78 261H76V263H78V264H80L81 263V261H80V259H78ZM99 261V260H98ZM97 261V262H98ZM125 261V262H126ZM149 261H150V259H149ZM210 261V260H209ZM6 262V261H5ZM75 261H73L72 263L73 264H76V263H74ZM104 261L102 260V263H103ZM148 262V261H147ZM112 263V262H111ZM114 263H116V261L114 262ZM23 264V263H22ZM64 264V263H63ZM82 264H84V263H82ZM88 264V263H87ZM92 264H94V262H92ZM99 264V263H98ZM104 264H105V262H104ZM106 264H107V262H106ZM108 264H110V263H108ZM113 264V263H112Z\"/></svg>",
  "mask_w": 264,
  "mask_h": 264
},
{
  "label": "snow or ice",
  "instance_id": "3",
  "mask_svg": "<svg viewBox=\"0 0 264 264\" xmlns=\"http://www.w3.org/2000/svg\"><path fill=\"white\" fill-rule=\"evenodd\" d=\"M122 7L125 9V11L131 10L135 14L136 17L146 15V6L140 3H137L136 0H131V4H124ZM119 83H123L122 81ZM167 203V202H165Z\"/></svg>",
  "mask_w": 264,
  "mask_h": 264
}]
</instances>
